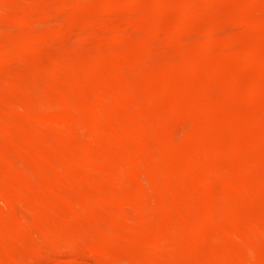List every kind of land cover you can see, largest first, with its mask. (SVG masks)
I'll return each instance as SVG.
<instances>
[{
	"label": "bare ground",
	"instance_id": "obj_1",
	"mask_svg": "<svg viewBox=\"0 0 264 264\" xmlns=\"http://www.w3.org/2000/svg\"><path fill=\"white\" fill-rule=\"evenodd\" d=\"M32 1L31 2L29 1L30 2L29 4H31L30 5L31 7L28 4L27 5L25 4L24 6L29 7L30 10L33 9V6H34L33 4L34 3L32 4ZM44 1H47V0H44ZM57 1L54 0L53 2H55V3L52 2L53 4H55V5L57 4V5H56V8H53V7H55V5H52V7H51L52 9L51 10L48 9L47 6H45L44 4H43V6H41L42 8L39 7V6H37V7L34 6L35 8L33 9V10H35V9H37L39 7V8L42 9V11H41V9L38 8L37 10H35V12L32 11V10H31L32 12L30 10H27L28 11V13H27V11L25 9H23V10H25V12L22 10L25 13V14H23V12L17 10L18 12H20L19 14H21V16L17 14L19 16V17L17 16L18 19L15 18V17L13 19H16L15 20V21H17L16 23H18V24L21 23L22 26H23V24L24 25L26 24V26H33V24L35 25V23H38V21H40V19H41L40 17H42L44 19L50 18V15H51V17H53V16L55 17V16H57V14L59 13L60 10H71V8H72V10L76 11L77 9L74 8L75 6L82 8L84 3L87 4L88 2H89L88 4L90 5V3H99V1H100V3H103V2L106 3V4H104V6L101 4L104 9H106L107 6H109L108 7L109 9L111 7H113L114 9L116 7H121L122 9H124V11H127V10L132 11V8H131V7H133L132 3L135 2L136 4L134 3L135 5L133 7V11H134V8L136 6H138V8L139 7L143 8L144 6L146 7V3L149 2L150 0L149 1L146 0V3L143 2L144 0L143 1L142 0H104V1L103 0H64V1L57 0ZM65 1H66L67 5L64 4ZM127 1H128V3H126ZM130 1H132V3ZM151 1H154V0H151ZM157 1L161 5H163V3H164L163 0H157ZM207 1H209V2L206 4ZM210 1H212V0H204V1L201 0V2H203V3L205 2L204 3L205 6H204V4L202 5V3H199V5L204 6V8L201 6L202 8L200 10V9L197 8V5H195V0H177L176 1V3L178 4L177 8L178 9L181 8L180 11L183 9V12L187 13V14H185V16L183 14L184 18H183V16H182V18L180 17V19H182V20H179L180 23L178 22L177 24H179V25L181 24V25L180 26H176V24H174L176 26L177 30L173 29L174 32H172V30H170L169 33L167 34V37H166V35H164L166 31L163 30V28L165 26L162 27V26H160L158 24L159 22H161L160 21L161 20V17H160L161 15L160 14L157 16V17H160V19L158 18L157 25L153 26V24H151V27L149 28L150 21L148 19L150 17H154L155 13H156V15L158 14L157 12H155V13L154 12L153 13L150 12V11H154L153 9L155 8L154 7L155 5L153 6V2H152L151 9L147 11V12L151 13V14H149L151 16L148 17L147 16L148 14L145 13L146 14V15H144L145 17L142 16V19H141L140 18L141 15L138 14L139 16H137V17H139L140 20L138 19V21H137L138 23H136L137 25H142V26H144L143 24L146 23L145 27H147V29H149V32L146 31V33L144 35L145 37L143 36L144 40H142L141 38L138 37L139 39H137V41L135 43H137L138 47L141 46L140 44H144V46L142 45L143 47L141 46V48H143V49H150V48L154 47V51H156L155 50L156 47L159 48L161 45L163 46L164 43L168 47H170V44H172L171 42L175 43L177 41L176 45L178 43H181L182 42V40H181L182 37H180V34L184 33L183 31L187 30L186 28H189V26L186 27L187 26L186 24L189 25V22H188L189 19L190 20L193 19L195 21L194 23L196 25V22H197L199 16L200 17L202 16L204 18L205 15H206L205 13L210 11L212 6H214L213 4H211ZM256 1H254V0H250V1L249 0H244L243 2H241V0H239L238 3L240 5V8L243 7L242 9H239V10H242V11L244 10L243 12H247V13L250 12L251 14L249 13L250 14V15H248L249 17L248 16L244 17V16H241V15L239 16L240 12H239L238 8L236 7V9L238 10V13H237L238 15L235 18L240 17L238 19H239V21H241V23L238 21V19H237V23L239 22L240 25L244 24L246 29H249V30L251 29L252 31L254 29L255 30L258 29L259 32L261 31V33L262 32L264 33V24H263L264 16H263V13H262L263 10H261V12L257 11L258 9H256V7L253 5ZM5 2H6V0L3 1V3H5ZM8 2L10 3V1H8ZM8 2H6V3H8ZM139 2H143V4H139ZM196 2H197V0H196ZM213 2L214 1H212V3ZM249 2H251V3L249 4ZM261 2L263 3L264 0L261 1ZM38 3H40V2H38ZM209 3L211 4V6L209 5ZM0 4H2V2ZM45 4H47V3H45ZM125 4H131L130 5L131 7L129 5H125ZM148 4H150V2ZM148 4H147V7L149 6ZM169 4H170V6H173V5L176 6L175 2H174V4H173V2H171ZM225 4H227V3H225ZM167 5H168V3H167ZM233 5H234V3H233ZM244 5L246 7H244ZM66 6H67V8L68 7L69 8L67 9ZM170 6H167L169 11H170V9H169ZM236 6H238V5H236ZM251 6H254L255 8L251 7ZM43 8H44V11H43ZM83 8L86 9L85 5H84ZM83 8L80 9V10L78 9V10L82 12ZM108 8L106 9L108 12L109 11L111 12L112 9H113L112 8V9L109 10ZM126 8H127V10H126ZM138 8H137V10H138ZM199 8H200V6H199ZM247 8L249 9L248 11H247ZM16 9H18V7ZM58 9H59V11H57ZM85 9H84L83 12H86ZM165 9H166V7H165ZM221 9H222V7H221ZM6 10H7V8L5 9V11ZM38 10H39V12H41L40 14H38L39 13ZM46 10H50V11H52V10L54 11L55 10L54 11L55 13L52 11L53 14H50L51 12L50 11H46ZM155 10L157 11L156 8H155ZM168 10L166 11V13L167 12L170 13ZM184 10H186L187 12L184 11ZM177 11L178 10H176V12ZM253 11L255 13H258L256 15L257 19L256 18L254 19L253 17H251L252 13L254 14ZM33 12L35 13L34 16H33V14H31ZM56 12H58V13H56ZM134 12H137V11H134ZM139 12H141V11H139ZM142 12L144 14L143 9H142ZM211 12H212V10L209 13H211ZM60 13H61V11H60ZM66 13H68V12H66ZM179 13L180 12H178V14ZM110 14L112 15V12ZM115 14H114V16H115ZM152 14H153V16H152ZM0 15L1 16L4 15L5 17H3V16L2 17L6 18V19H7V17H8V19L10 17V16H8L6 14V12H5V14H0ZM74 15L72 14V17H74ZM116 15H119V13L116 14ZM210 15H209V17H210ZM38 16H39V19L37 18ZM44 16H47V17H44ZM254 16H255V14H254ZM61 17L58 18L59 22H60V18ZM80 17H82V16H80ZM169 17H170V14H169ZM212 17H214V16H212ZM89 18H87L86 21H88ZM103 18H105V17H103ZM114 18H113V20H114ZM203 18H201L199 20L201 22H203L202 21ZM76 19H74V18L72 19L69 16L67 18V21L70 23V27H68L69 23L68 24L65 23L67 25V27H66L65 24H62L61 26L60 25L58 26V27H60V29H58V33H60V34H58L56 32L57 28H58L57 26H56L57 27L56 30H54V28H53L51 33L58 34L59 36L62 35L63 33H64L63 36L64 35H69L71 33V31H74L76 29V27L73 24L76 23V26H77V24L79 23L78 19L77 20ZM92 19H93V17L91 16L89 22L85 21V23H87V24H85L84 22L81 23V25L84 24V27L83 26H79V27L82 28L81 30H85V32H86V30H88L89 32L88 31H87L88 33L86 32L88 35L85 34V36H83V34H84L83 31L81 32V33H83L82 35H78L77 33H75V34H77L79 36V40H81L80 42L83 43L84 41H88V40H90L89 37H92V36H94V38L96 40V38L97 39L100 38L99 35L101 36L102 34L103 35L106 34V36L108 37V39L112 43V46H114V47L116 46V49L114 47H113V49H111L112 46L109 47V49H107V51H101L102 50L101 49V50H98L97 53L95 55H93V56H92V53H91L92 50H90L91 54L90 55L88 54V55L90 56L91 59L90 60L88 59L89 56H87L88 58H86L90 62L86 61V59H85L87 64H86V62L84 63V59L80 60V57H78L79 54L77 56L75 55L76 57L74 56L76 59L73 57L74 60H71V57L73 56L72 53H70L71 54L70 58L67 59L68 56H66L67 58L65 56L63 57L62 56L63 52H62V54H59L60 57L58 56V57L55 58L56 60L54 59L53 62H55V63L52 62L53 63L52 64L50 62L51 65L50 64L48 65L49 67L51 66V72L54 74L53 76L50 75L51 77L56 79L57 78L56 76H64L65 77L64 80H68V81L71 80L74 83L76 88L73 90V92H63L62 89H59V86H58V89H57V87L55 85L52 86L53 83L57 82L58 78L56 79V82H53V83H49L48 82V84H46V85H45V83L40 82L41 83L40 87H42V88L38 92H36L39 89L38 83H36L34 81L25 82V81H23V78H22V80L18 78V81H13V82L9 83L8 87H5L3 90L0 89V90H2L0 92H4V93L10 92L13 95L18 94V93L21 95V94H23L25 92L28 93V95H27V103L26 104L24 103L23 105H21V104L18 103L19 106H17V104L16 105H12L11 104L10 106L9 105L7 106L6 110L1 111L2 109H0V141H3V143L5 141L6 144H10L11 146L14 145V147L20 149V150H17V152L19 151V153L16 154V157H17V159L19 157V159L22 160L23 164H24V161L26 162V160L27 161L32 160L30 162L31 165L30 164L28 165V166H30V169H27L26 167L25 168L27 170H31L30 172H31V174L34 173L33 174L34 176L36 174V177H32V176H29V175H27L28 176L27 177L26 176V172L27 171L24 170V168H23V170L26 171L24 173V171L21 170L22 167H21L20 164L16 163L17 164L16 166L17 167L19 166V169H18V168L14 167V165H15V164H13L14 162H9L10 164L7 163L6 159L10 155L7 156L8 153L7 154H6V152L3 153V151L1 150V152H0V166H2L3 164H4L3 166H5L6 163H7V164L12 166L13 171H11L12 169L5 168L6 170L9 169L8 170L9 173H5L6 172V170H5V172H2L3 175L1 174L3 177H6L5 178L6 179V184L0 186V212H1V209H4V208L5 209L7 208L8 209L7 212H9V208L8 207H10V211H12L13 213H14V211L17 212L16 209L18 207L16 209H13L14 208L13 205L14 204L16 205L17 203H19V204H17V206H18L22 202H25V204L22 203L23 205L22 204L21 205L22 206L25 205L27 208H28V206L30 204H38L32 210L33 211L32 215L34 214V216H36V218H35L36 219V224H35V221H34V224L28 222V220H30L31 218H32V220H35L33 217H29L28 219H24V216L22 215L23 218L18 219L19 218L18 216H20V215H16V214L22 212L21 210H20V212L15 213V216H13L14 218L11 216V215H13L12 212H11V215H9L12 218L4 216L3 212H4L5 209L1 212L2 214L0 213V217H1L0 218V247L8 246V243L10 241H11L10 243H12L14 238L18 235V234H15L13 229L9 230V231L12 232V234H10L11 232L6 230L11 225L10 222L12 224H14L12 219H16L15 220L16 227L14 228V230H16V228L19 227V231H17V233L19 232V233H21V235L24 234V235H28V236L32 237L34 239V242L36 243L35 245L38 246L39 248L41 246L50 244L52 247H54V248H52V250L55 249V250H53L54 253H52V254H56L55 251H57V252H59V250L60 251L61 250L64 251V249L66 247H68V249H70L71 251L75 247H78V250L80 251V249H81V252L84 253L83 252V251H85L84 248H86V252H88V253H93L94 252V254L97 255L98 258L100 257L99 259L100 260L102 259V263L103 264L108 263L109 260H111V262H113V259H114L112 257L113 255H109V256L103 255L104 254V250L106 249L105 251L107 252L108 249L110 248L109 251H111V253H112V249L115 248V250H113V253L115 254L116 248H118V247H120L121 249L129 252V254L124 258V261L118 262V263H121V264H124V263H126V264H264V249H262V248L260 249L261 245L264 246V210H263L264 207L261 206L263 209H260L261 211H259L258 208L257 209L255 208L256 206L254 207L255 208L254 209L252 207V205H250V204L254 203L255 201H257L259 199L258 195H257L258 194V192H257L258 188H260V187L264 188V133H263L264 131H262V130H264V128L262 127L263 128L262 129V128L259 127L260 123H262V125L264 126V123H263L264 120H261L260 117H261L262 114L260 115V113H258L259 111L256 110L254 105L252 104V101L254 100L253 103H255L257 105V107H258V104H259V106L262 105L261 106V110L263 109L262 112L264 113V89H263L264 85H262V84H264V82L261 83V84L260 83L258 84V82L254 80L255 78L253 79V77H252V79H250V81H249V82H251V85L247 84L248 87H245L246 89L241 91V92L245 93L244 95L242 94L243 97L245 96L246 99H248V101L249 100L251 101V102L249 101L251 103V105H249V106L253 105L254 109L256 111H258L257 114H256L255 113L256 111H252L251 110L254 113L253 114L254 118L252 117V115L248 114L249 113L248 111L250 109L249 108L246 111L248 112L247 113L248 116L250 115L251 118L249 116V118L247 117L248 119H245L246 118V116H245L242 119L241 114H243L245 111L243 112L241 109H245V108L242 107V105L243 104L245 105V103L240 105L241 107L237 104L238 107H240V109L236 107L237 105L234 106L236 103H238L237 100H236L238 98H235L236 101H234L233 103H232V101H230V103H228L229 101H227V100H232L230 98V97H232V95H234L232 93L235 92V95L232 98L237 97L238 94H241L240 90H241V87H243V84H242L241 81L243 80L244 77H246V75L241 74L243 69H241L242 67H239L238 64L240 65V64L244 63V64L250 66L249 67L250 69L252 67L256 66V65L258 66V68L259 67L262 68L261 66L264 63L263 62L264 60L260 61V59H264V58L263 57L261 58L262 55H260L261 48L258 50L259 51V55H258V53L255 51V49H257V47L253 46L255 44V42L252 45L253 48H251L252 46L251 47L249 46L251 49L249 47L248 48H244L246 46V44L244 45L242 43V45H244L242 47L243 48V50H242V48H240L241 46L239 48L235 49L236 46H234L233 43L231 44L233 46H231L230 44H229L230 46L229 45L224 46L223 41H222V44H221L222 48L219 47L221 49H218L217 52H216L217 49L214 50L215 52H213V51L211 52V48L208 47V46H212V47L216 46V47H218L219 45H217L218 43H216V41L219 38H217L218 36L215 37V35H216L215 33L216 32L213 31L215 29V27L212 30V27L210 25L211 28L210 27L209 28L211 30L209 29V31L205 35L203 34L204 36L202 35L203 39H201L202 37H200V40H202L201 42L202 43L204 42L203 44H205V51L208 48H210L209 49L210 50L209 53L205 52V51H203V52L201 51V55H203V56H201L199 53H200V50H201L202 46L200 47V49L198 48L199 45L194 47L192 45V43L189 46L191 50H193V47L195 49L197 47L198 48V49H196L197 53L199 51L198 55H200L199 57H201L202 59L199 58V57H198L199 58L198 59L197 56H194L193 52L191 51L193 57H191L190 59H187L186 57L185 58H180V60H182V62L180 60H175L176 63L178 61H179V63H178L177 68L174 69L175 70L174 72L173 71L169 72L166 69H165V71H163L164 69L162 70V68L160 69V67L158 68V66L155 67V69L156 68L160 69L159 70L160 74L159 73H151L150 71H147V72H150V73H147L145 71V70H148V69H146V67L144 68L145 70H143L141 72L139 70V72H140L139 76H141V81H142L143 84L145 82V85H149V86L153 87V86L157 85L156 83L158 82V83H160V87L158 86L159 89L156 92H151L149 90H148L149 92H145V93L141 92L142 93L141 96L137 97L139 99L136 98L138 101L135 102V100L133 98V95H134L135 91L139 88L138 86H140L141 82H140V84H138L139 82L137 83V82L132 81V80L130 81V77L127 78L129 80H125L123 82V84H122L123 87L121 85V88H119V89H116L118 87L110 88V89H100V88H98L97 90L93 91L94 92V94H93L90 82H91V80L99 79L98 78L99 72H100V74H102L101 71L103 72L104 67L106 66V56H111V57L120 56L122 59L120 57L118 59H121L123 61L125 58H128V57H133V58L135 57L136 58L139 55L140 52L138 53L136 50L131 51L130 48H128V47L131 46V44L128 45L126 43L127 39H125V41H124L123 37H125L127 35V33H126V31L124 29H121V28L118 29L117 28V29L114 30L113 29L114 26H113L112 31L110 32V36H112V37H110L109 33H108L109 32L108 29L110 30L112 26L110 27V25L108 23H111V22H109L108 20H107L108 21L107 22V21L103 20L102 18H101L102 21H101V19H100V21H98L99 17L97 18V20L95 18L96 21H94V19L93 20ZM215 19H217V18H213L212 22ZM174 20H176V18ZM193 20H191L190 22L192 23ZM224 20L226 21V18ZM55 21H57V20H55ZM67 21H66V19L64 20V22H67ZM93 21L95 23L97 22L96 23L97 25ZM127 21H130V20H127ZM156 21H157V19H156ZM124 22H125L124 24L127 25L126 20ZM154 22H155V20H154ZM206 22H208V21H206ZM30 23H32V24L30 25ZM42 23L43 22H41V24ZM104 23H106V25H104ZM141 23H143V24H141ZM172 23H174V22H171V24ZM214 23H216V22H214ZM94 24H95V26H97L95 29H93L95 27ZM154 24H156V23H154ZM171 24H169V25H171ZM78 25H80V24H78ZM98 25H99V28H98ZM216 25H217V23H216ZM231 25H230V27H231ZM103 26H105L104 27L105 29L103 28ZM106 26H107V28H106ZM182 26H185V29L183 28L184 30H182ZM39 27L41 28V25ZM136 27H138V26H136ZM230 27H227V28H230ZM251 27H253V28H251ZM0 28H2V27H0ZM35 28H36V26H35ZM142 28L144 29V27H142ZM96 29L97 30L100 29V32L103 29L104 30L101 32L102 34L97 35L98 32H97ZM139 29H138V31H139ZM147 29H145V30H147ZM1 30H3V29H1ZM16 30H18V29H16ZM68 31L70 32L69 34H67ZM136 31H137V29H136ZM141 31H143V30H141ZM162 31H163V35H164L163 36L164 37L163 40H161L160 36H159V34L162 33ZM177 31H179L178 32L179 35L177 34L178 37L176 36V32ZM36 33H38V32H36ZM51 33H49V34H51ZM73 33L71 35L72 37H74ZM107 33H108V35H107ZM152 33H154V34H152ZM250 33H252V32H250ZM79 34H80V32H79ZM143 34L144 33H142V35ZM226 34H227V32H226ZM231 34H233V33H231ZM45 35L42 34L40 36H37V34L36 35L34 34L35 37H32V36L31 37H29V36L26 37L25 36V38L22 41V44H26L27 45L26 49L21 48L22 46L19 45L20 41H18L15 37H10V36H9L10 38L9 37L2 38L3 36L0 37V39H1L0 40V59H1L0 62H3L5 59H8V60H5L6 62L10 61L9 59H11V61L13 59V62H14V60H17V61L21 62V59H25L22 64L24 65V64L28 63L27 65L29 66V60L27 58L28 57L27 55L33 53L34 57L36 56V54H37V56L39 55L40 57H44L43 55H44V52L46 51L45 50L46 48H44V45L45 44L47 46L52 45L51 44L52 40H49L50 35H48L46 33H45ZM150 35H151V37H150ZM157 35L159 36V39L161 40L162 43L159 42V40L157 42L155 41L159 46L156 43H154V44H156V46H154L153 42L150 43V41H152L154 38H155V40L158 39ZM262 35H264V34H262ZM47 36H48V38H45ZM161 36H162V34H161ZM152 37H153V39H151ZM234 37H235V35H234ZM8 38L11 39V43L13 44L12 45L13 48L11 47V49H6V48L2 47V42L3 41L5 42V40H8ZM51 38H53V37L51 36ZM165 38H166V41L163 42ZM238 38H236V39H238ZM147 39H150V40L148 41ZM175 39H177V40H175ZM47 40H48V43H49V41H51L50 44H47ZM70 40H72V39H70ZM253 40H255V39H253ZM99 41H100V39H99ZM112 41L115 42L116 45ZM117 41H119V42H117ZM140 41H141V43H140ZM142 41L143 42L145 41V42L143 43ZM239 41H240V38H239ZM77 42L78 41H76L75 45L77 44ZM121 42H125V45H124V48L121 46L122 48L120 49V46H118L117 44H119ZM217 42H221V41L218 40ZM228 42H230V41H228ZM242 42H244V41H242ZM159 43H161V44H159ZM182 43H184V42H182ZM227 43L225 42V44H227ZM81 44H80V46H81ZM126 44L128 45V47H126L127 46ZM147 44H149V45L152 44L153 46L152 45L149 46ZM71 45H72V43H71ZM73 45H74V43H73ZM181 46H183V44ZM117 47H118V49H117ZM125 47H126V49H125ZM165 47H163V49ZM174 47H175V45H174ZM88 48H91V47H88ZM175 48H174V50H175ZM181 48L184 49L182 51V52H184L185 51V47L183 46ZM67 49H68V47H67ZM98 49H100V48H98ZM172 49H173V46H172ZM262 49H263V47H262ZM42 50H43V53L41 52L42 53L41 54L42 56H41L40 55V51H42ZM50 50H52V49H50ZM62 50H63V48H62ZM70 50H73V47L70 48ZM180 50H179V52H180V55H181L182 53H181ZM73 51H75V49ZM157 51L155 53H157ZM186 51H188V50H186ZM167 52L170 53V50H168ZM263 52H264V50H263ZM77 53H82V52L78 51ZM172 53H173V51H172ZM174 53H176V52H174ZM184 53H183V55H184ZM214 53L218 57L214 56L215 55ZM54 54H55V52H54ZM68 54H69V52H68ZM152 54H154V52ZM185 54H188V53H185ZM261 54H262V52H261ZM46 55H48V54H46ZM83 56H84V58L86 57L85 55H83ZM149 56H150V54H149ZM168 56L165 55L164 57H168ZM214 57H215V59L220 58L219 59L220 60V64L224 63V61H227V59H228V61L230 59L229 62H231L232 60L233 61L235 60L237 64H234L233 61H232V63H233L232 65L233 66L236 65L238 67L235 70L233 66L229 67L230 65L227 62L226 63L228 64V66H227L226 63H224L226 66H220V64L218 66L217 63L215 65H212L210 63L214 62V61H212L214 59ZM65 58L67 59V61H65L66 60ZM221 58H223V60H221ZM40 59H43V58H40ZM44 59H45V57H44ZM47 59H48V57H47ZM155 59L157 60V58H155ZM165 59L166 58L163 59L164 62L166 61ZM237 59L242 60L241 61L242 63L241 62L239 63ZM26 60H28V61H26ZM68 60H70V61L68 62ZM127 60H129V59H127ZM189 60H191V61H189ZM199 60H201V61H199ZM42 61H44V60H42ZM116 61H117V59H116ZM122 61H121V64H122ZM123 62H125V61H123ZM260 62H262V64ZM125 63H123V66L125 65ZM129 63L130 62H127L126 65H128ZM258 63L261 66H259ZM117 64H118V62H117ZM160 64L162 65V63H160V61H159L158 65H160ZM183 65H185V66H183ZM166 66H167V64H166ZM202 66L204 68V73L201 71V69L199 71H201L202 74L206 75L205 76L206 78H207L208 75L210 77H213V75H214L215 78L218 77V79H219V75L220 74H218V73L220 71H223V68L226 69V71L227 70H229L230 72L233 71V73L235 71H238V72L240 71L239 73L238 72L234 73L235 76L237 77V79L235 77H234L235 79L232 78L234 80H232L230 83L227 84V85H229L228 86L229 88L225 87L226 89L227 88L229 89V92H230V89H232V91H233L232 93L230 92L231 96L229 95L228 96L229 99H225V102H227L229 105L233 104V106L231 105L230 108L232 110V108L234 107V109L232 111L230 110V113H229V114H231L233 116H231V115H229V116H231V119L233 118L234 121L237 122L238 125L235 124V122L232 120L233 123L232 122L231 123L227 122L226 123L227 125H225V128L223 130V128L222 129L220 128L221 127L220 124H215L217 122L215 120L219 119L220 116H221L219 107H221L220 105L224 104V103L220 104V102L223 99H221V100H219V99L220 98H224L225 95H224V97H219L218 94H215V95H218L217 98L219 100L218 104L215 105V103L214 104H210L209 100L211 99V96L207 93L205 88H204V90H201L200 88L199 89L193 88L191 86L193 84V82L190 83V84H188L189 82L187 83L188 86L189 85L191 86L189 88H188L187 84L184 85L186 82L183 85L181 84L182 87L178 86V85H180V82L178 83L177 77L180 76V75H175L176 74L175 72L179 73L180 69L183 71V70H185V68H187L189 71H197L196 68L199 69ZM30 67H31V65H30ZM30 67H27V68L30 69ZM132 67H133V65H132ZM178 67H180V68H178ZM39 68L40 69H38V67H37L35 70L36 71L40 70L39 71L40 73L51 74V73H48V71L45 72L46 66H39ZM123 68H125V67H123ZM249 68H247L248 69L247 71H249ZM29 69H27V70H29ZM230 69H232V70H230ZM253 69L256 70L255 68H253ZM11 70L12 69H9V71H11ZM41 70H43V71L41 72ZM47 70H49V69L47 68ZM226 71H224L225 75H226ZM244 71L246 72V70H244ZM6 72L7 71L5 70V73ZM154 72H157V71L154 70ZM250 73H251V71H250ZM255 73L256 72H254V74ZM22 74H23V72H22ZM148 74H150V75H148ZM187 74H189V73H187ZM245 74H247V73H245ZM252 74H253V71H252ZM18 75L19 74H17V76ZM121 75H122V70H121L120 65L119 66L115 65L114 68H113L112 76L113 77H117V76L121 77ZM174 75H175V78L177 80L176 83H178V85L175 84V83H174L173 86L172 85L171 86L167 85L169 83L168 81L170 80V78H169V80L167 81L166 80V79H168L167 77L174 76ZM183 75H185V74H183ZM193 75H194V73H193ZM2 76L4 77V75H2ZM13 76H14V74H13ZM42 76H44V75H42ZM186 76L187 75H185V77ZM200 76H202V75L200 74ZM18 77H20V76H18ZM46 77H44V78L46 79ZM51 77H50V79H51ZM185 77H183V80H184ZM191 77H189V79ZM24 78H25V76H24ZM89 78H91V80H89ZM122 78H123V76H122ZM132 78H134V77H132ZM172 78H174V77H172ZM179 78H182V77L180 76ZM198 78H199V76H198ZM247 78L249 80L250 76L247 75ZM34 79L36 81V78H34ZM55 79L53 81H55ZM82 79L85 80V82L88 85L86 83L85 84L83 83L84 84L83 87L84 88L86 86L87 87L85 88V90L80 91L82 89V85H81ZM125 79H126V77H125ZM162 79L165 80V81H163V84H161ZM193 79H192V81H193ZM199 79H201V78H199ZM199 79H198V81H199ZM203 79H201V80H203ZM229 79H231V78L228 77V79H226V80H229ZM240 79H241V81L239 82ZM257 79H259V77ZM60 80H62V79H59V81ZM244 80H243V82H244ZM71 81H69V82H71ZM120 81H122V80L120 79ZM136 81H138V80L136 79ZM198 81H196V82L200 83ZM214 81H215V79H213V82ZM252 81L254 82V84H253ZM117 82H119V80H116L115 83H117ZM134 82L137 83L138 85H135ZM165 82H168V83H165ZM170 82H171V80H170ZM232 82H233V84L231 85ZM259 82H261V79H260ZM59 83H61V82H58V84L57 83L56 84L59 85ZM62 83L64 84V82H62ZM62 83H61V85H62L61 87L63 88V84ZM65 83H67V82H65ZM105 83H107V82H105ZM119 83H121V82H119ZM197 83H195V84H197ZM201 83H202V81H201ZM195 84H194V87H195ZM240 84H242V86H240ZM118 85H120V84H118ZM200 85H199V87H200ZM217 85H221V84L219 83ZM49 86H50L51 89L48 88ZM89 86H90V88H88ZM202 86H204L203 83H202ZM54 87H55V89H54ZM65 87H67V86H65ZM196 87H198V86L196 85ZM43 88H44V90H43ZM201 88L203 89V87H201ZM223 88L224 87H223V84H222V89ZM86 90L87 91L90 90L87 93V95H90V97H92L91 99H92L93 102L92 101L91 102L92 103L95 102L96 105H92L91 102H88L89 101L88 97H87V99H85V98L82 99L83 95L81 94V92L84 93ZM193 90H197V91L196 92H192ZM245 90H247V91H245ZM40 91L42 92V94H43L42 96L44 98V99L43 98L41 99V101H44V104L41 102V104H43V106H41V104H39V102L37 101L39 98H35L37 94H41ZM221 92H225V91H221ZM10 93H8V94L12 95ZM32 93L35 96H33ZM79 93L81 94V96H80ZM137 93L138 92L136 91V96H139L140 94L138 95ZM107 94L111 95V98H110L111 101L110 102H112L113 104L117 103L118 107H120L123 104L124 105L126 104V106H129L127 104H132L133 105V103H134V105H135V103H137V102L141 104L142 102H140V100L141 101H148V100L149 101H154V103L157 102V103H155L157 105L158 103H163V100H165V98H167V97L168 98L170 97L173 100H175L174 101L175 103L177 101V104L179 103L178 100L181 101L183 99L186 100V99L192 98L193 101H191L192 103L189 102L190 104H188V103L185 104V105L179 104L181 106H178L177 104H174V102L172 101L173 104L170 103L172 105H170V107H168L169 111H167L169 114L165 113L166 115L165 114L164 115L161 114L159 111L158 112L157 111H152L151 112V111H148V110L147 111L143 110L142 117H138V115L137 116L136 115L132 116V114H130L131 116L127 115L128 117L122 118V117H119L118 114H116V113H118L117 109H116L117 108L116 105H115L116 106V108H115L114 105L110 106L109 103H101L100 101H98V100L102 99L104 96H105V99H107L106 98L108 96ZM0 95H2V94H0ZM84 95L86 96V94H84ZM94 97L96 99H94ZM16 98H19V96L16 97ZM59 98H60V100H59ZM246 99H242L243 102H248ZM19 100H22V99H19ZM84 100H85L86 103L83 102ZM242 100L238 99V101H240V102H242ZM56 101H58V102H56ZM68 101H69V103H67ZM107 101H108V99H107ZM14 102L15 101H13V103ZM166 102H168V101H166ZM249 102H248V104H249ZM3 103H4V101H3ZM58 103H59V105H57ZM64 103H67V104L65 106H63ZM227 103L225 105H223V106L225 107L227 105ZM140 104H139V107L141 106ZM60 105H61V107H60ZM136 105H138V104H136ZM158 105L160 106L161 104H158ZM166 105H167V103H166ZM39 107H41L40 108L41 109L40 112L39 113L37 112V114H39V116L33 115L37 111V108L39 109ZM121 107L118 108V109H123L124 110V108L123 107L121 108ZM160 107H162V106H160ZM140 108H142V106ZM114 109H115V111H113ZM125 109H128V108H125ZM139 110L140 109L137 110V108H136V112H138ZM129 111L130 110L128 109V112ZM84 112H86V113H84ZM18 114L19 115L22 114L24 116H27V117H25L26 119L22 116L25 119V122L27 124L28 123L30 124V122L31 123L34 122V120H38L39 123H40L39 126L40 127L42 126V128L39 127L38 128L39 131L37 130L36 125H35V129L32 128L33 130L30 129L31 128L30 125H27L29 128H27V127L25 128V125L23 126L22 122H20V123H22V125H20L19 123H17V121L14 120L15 116L18 115ZM83 114H89L91 116V118L86 119V118L83 117ZM124 114H126V113H124ZM186 114L190 115L191 117H197V116L199 117L200 116V117L204 118L206 122H209L208 125H204L203 124L204 127H205V128H203V130L204 129L205 130L204 131L201 130L202 132H198L197 130L200 129V126H199V128L196 126L197 130H191V132L186 133L187 134L186 140L187 139H189V140L192 139V141H193L197 137L199 140H201L200 141L201 145L199 144L200 142L198 140L199 143L198 142L196 143L197 144L196 147L195 146H194V148L192 147L193 149L192 148H188L187 144H188V146L191 145L189 143L192 142V141L190 140L189 143L186 141L187 144L185 142V148H184L183 152H181L179 154L171 155V154L168 153V149L170 147H173L172 145L176 146L177 145L176 143L178 141V140L172 138L171 140H168V142H166V144H164L162 147L161 146L158 147L159 149H157L156 157L151 155V154H153V151H154L153 147H151L153 144L151 146H147V147L143 145V142H144L145 139H148L147 141H149V138H147V136H149V134H152L153 136L164 135L165 138L168 135L170 136V134H168L170 131H169V129H167L165 127V125L168 126V124H170L172 121L175 123V121H174L175 119L178 120V121L180 119V121H181V119H182V117H184V115L187 116ZM245 114H246V112H245ZM258 114L260 115V117L258 116ZM236 116L241 117L242 120L240 119L241 121L240 120L236 121V118H235ZM62 117H64L65 119L62 118ZM226 117H228V116H226ZM187 118H189V117H187ZM228 118H230V117H228ZM27 119H28V122H27ZM66 119H68V122H67L68 124L67 123L63 124V122H65L64 120H66ZM70 119H71V121H70ZM249 119H251V120H249ZM29 120H33V121H29ZM187 120H189V119H187ZM190 120H189V122H190ZM227 121H228V119H227ZM243 121L244 122L246 121L245 122L246 124ZM86 122H87V125L92 124V125H90V127L89 126L88 127L89 128H93L96 131V133H94V131H93V134L91 135V138H93V140H90L89 142L85 141L84 144H80V145L76 144V142H75V143H72V146H71V144L68 143L69 142L68 140L70 138L77 137L80 134V132H82L81 130H83L82 129L83 125H84V128L86 129V126H87V125H85ZM193 122H194V120H193ZM241 122H243L244 125ZM103 123H104L105 126L103 125ZM113 123H115L117 127L115 126V128H112V130L109 131V134H108L107 131H105L107 128L106 129H104V128L107 127L106 124L107 125L110 124L109 126L112 127L111 124H113ZM197 123H199V122H197ZM197 123H195V124H197ZM32 124H34V123H32ZM69 124H72V125H70L68 127L67 125H69ZM101 125L103 126V128H102ZM53 126H58V129L61 128V129L65 130V131L60 129L61 132H60V130L58 132L57 127H56V130H54L55 127H53ZM190 126H191V124H190ZM238 126H239V128H238ZM187 127H189V125ZM19 128L21 130L22 129L24 130V128H25V130L29 129V131H27V133H26L27 136L29 135L27 137V139H24V136H22V134H20L21 136L19 135V133L17 134V130H20ZM50 128H52V130H54V132L55 131L58 132L59 133L58 134L59 137H53L52 135L51 136L48 135V133H46V131L49 130V132H53L52 130H50ZM89 128H87V129H89ZM207 128H208V130L206 131ZM100 130L105 131V132L102 133ZM259 131H261V132H259ZM197 132H198V134H197ZM226 132L231 136L232 143L228 144V142H230V141H228L229 135ZM199 133H201V135ZM16 134H17V137H16ZM18 135L21 138L18 139V137H19ZM49 137H51V138L49 139ZM226 137H227V139H226ZM260 137H262V139H260ZM84 138H82V139H84ZM242 139H244V140H242ZM77 140H78V138H77ZM60 141H62V142L60 143ZM93 141H96L98 143L94 142L92 144ZM127 142H130V144L132 142L135 143V146H134V148H132V150H130L128 147H126ZM150 142H151V139H150ZM37 143L41 144V145H39V147H41V149L39 148V150H41V151H39V150L37 151L35 149L34 151L37 152V153L34 152V154H33L34 157L32 156V158H31V156H30V158H29V154L32 155V153H27V152L30 151L32 149V147H31V145H30L31 148L28 147L27 144H37ZM44 143H45V145H47L46 147H44ZM99 143L100 144L103 143V145H100ZM104 143L106 144V148H105V144ZM193 143H192V145H193ZM144 144L146 145V143H144ZM99 145H100V147H99ZM228 145H231V147H229ZM0 147H4V146H0ZM43 147H44V149H43ZM111 148H113V149H111ZM101 149L104 150V151H102ZM171 149L173 150V148H171ZM42 150H43V152H42ZM109 150H111V151L113 150V155L111 154V152ZM39 152H41V153H39ZM256 153H258L257 155H259L260 157L258 156V158H257ZM202 154H204L203 155L204 158L203 157L201 158ZM196 155H197V158L194 157ZM205 155H206L207 158L205 157ZM252 155H254V157ZM252 157L253 158L256 157L254 159L255 161H253L251 159ZM10 158L13 159L14 157L13 158L10 157ZM198 158H200V159H198ZM214 159L219 160V161L223 160L225 162V164L228 162V161H226L227 159L236 162V163H232V164L228 163V164H231L230 166H232V165L234 166V164H236L235 165L236 167L234 166V168H236V173L238 175L244 176L243 178L246 181L245 182H243L241 180L232 181L231 178H230V176H231V171L230 170H226V171H224L223 169H222L223 171L209 170V166L212 163L218 164V163L223 162V161H221V162L217 161L218 163H216V161ZM235 159L236 160L238 159V161H236ZM247 159H249V161ZM179 160H183L182 162H184V160H185L184 163L187 162L189 164V165L187 163L185 164L186 167H184L185 169L183 168L184 170L182 172H180V170H177V168L175 166L176 162L179 161ZM213 160L215 162H211ZM5 161H6V163H3ZM1 162L3 164H1ZM239 162H240V164H239ZM237 163H238V166H237ZM99 164L102 167L103 166H106V167L108 166L109 171L107 170L108 172H106L105 174L103 173V175H100L98 177L95 176L96 174L95 175H93L92 173L90 174L91 170L97 169ZM79 167L80 168L83 167V169L86 170L85 172H87V173L84 175V177H80V179L79 178H77V179L69 178V176H71V174L67 172L68 169H69V171H72V173H73ZM211 167H213V166H211ZM216 167H217V165H216ZM73 168H76V169H73ZM108 168H106V169H108ZM213 168L216 169L215 167H213ZM65 171L67 172V174H66ZM257 171H258V175L255 174V173H257ZM30 172H28V174ZM88 172H89V175H87ZM250 172L251 173L253 172L252 173L253 176H252V174H249ZM260 172H261V174H260ZM63 173H65V174H63ZM246 173H248V174H246ZM20 174L22 175V177H21ZM37 175H38L39 178H37ZM46 175H47L48 178H45ZM250 175L252 176L251 178H250ZM25 176L27 177L26 179H25ZM42 176H44L43 179H42ZM86 176H88V177H86ZM90 176H92V178ZM135 176H137L138 179L139 178L140 179L139 180L137 179V182L132 185V184H130L129 180L131 178H135ZM245 176L247 178H245ZM19 177H21V178L24 177V178L23 179L20 178L21 181H17L16 182L15 180L18 179ZM71 177H75V176H71ZM24 179H25V181H24ZM45 179H47V180H45ZM42 180H45L46 182L42 181ZM39 181L41 182V184L40 185L38 184L39 185L38 186L37 183ZM134 181H136V180H134ZM14 183H16V184H14ZM217 184L218 185L221 184L220 187H225V189H224L225 192L223 194H221V195L218 193V191L216 189L217 186H218ZM223 184H225V185H223ZM16 185H18V186H16ZM34 185H37V188ZM85 185L86 186L89 185L87 187L88 189L92 188L93 187L92 185H94L95 189L97 188V186L101 187L102 185L103 186L105 185V186H107L109 188H108V190H106L104 192H101L99 194L95 193V195H92L90 193L91 195H89L87 193V191L84 190V187H86ZM14 187H16V188H14ZM67 187H69V188H67ZM34 188H35V190H34ZM60 188L63 189V190H61ZM218 188H219V186H218ZM12 189L15 190V191H12ZM32 189H33V191H32ZM38 189H39V191H38ZM16 190H18V191H16ZM25 190H27L28 193L27 192L24 193ZM65 190H66V192H64ZM37 191H38V193L40 191L44 192V193H39L40 196H38L39 194L37 193ZM57 191H58V193H62V194H60L61 196L57 193ZM97 191H99V190H97ZM46 192H49V193H46ZM29 193H31V194L34 193L32 195V197L35 198L36 200L33 199V198L30 199L31 202H29L28 203L29 205L27 206L26 204H27V200L28 199L27 200H25V199H26V194L30 195ZM53 193H56V195L54 194L55 195L54 198L52 197ZM46 194H48V196H46ZM36 195H37V197H36ZM42 195H43V197H42ZM49 195H50L51 199H48ZM37 198H38V200H42L43 202L39 201V203H38ZM46 198L48 200H46ZM61 203H62V205H61ZM63 203L65 205L64 207H63ZM58 205L62 206L63 208H61L60 206L58 208ZM249 205L251 206L252 210H251V208H249L250 207ZM79 207H80V209H78ZM245 207L247 209L249 208V210H247ZM65 208H67V210ZM42 209H43V211L45 213L47 212V214H48L47 217H44L46 214H43V212H41ZM63 209H65V210H63ZM68 209H70L69 212H68ZM76 209H78V210L76 211ZM81 209H83V210H81ZM129 209H131L130 213H128ZM29 210L30 209H26V212L29 213ZM62 210L66 211V214ZM79 210L82 211V212L83 211L86 212V216H88L87 213H90L89 215H91V216H89L88 219H87L86 216L83 217L82 214L80 215V213L78 212ZM132 210L135 212V214L133 213L135 216H133V214L131 212ZM168 210H170V211L171 210L178 211L179 212L178 217L171 218L170 220H166L165 222L162 221V223L159 222L160 221V219H159L160 214H162L163 212L168 211ZM32 211L30 210V212H32ZM41 214H43L44 216H41ZM68 214H70V216H68ZM130 214H132V216L135 217V218H132V216H130ZM2 215H3V217H2ZM63 215L64 216L66 215V216L64 217ZM28 216H31L30 213L28 214ZM4 217H6V218H4ZM41 217L45 218V219H43V220H45L44 223L41 220L42 219ZM8 218L10 220H12V221L8 220ZM25 218H27V217H25ZM85 219H87V220H85ZM37 220L41 221V223L44 224V226H39L38 225L39 221L37 222ZM69 222L71 224L75 223V224H79L81 226L82 225H84V226L88 225L92 229L100 230V233L97 234V235L93 234L94 236L91 233L88 234L87 236L85 234L83 235L82 233L84 231H82V230H81L82 233L80 232L81 234H76V233L73 234L72 232L71 233H67L66 231H67L68 228H67L66 225L70 224ZM41 223H40V225H42ZM8 224H10V225L8 226ZM52 224L53 225L54 224L59 225L60 228H59L58 233H57V231L54 232L55 231L53 229L54 227L53 228L51 227V226H53ZM106 224H107L109 233L107 231H106L107 233H103V231H102V230H104L103 227H105ZM6 225L8 227H6ZM17 225H18V227H17ZM35 225H37V227ZM2 227H5L6 229H4ZM42 227H43V230H40V228L42 229ZM35 228H36V230L42 231V232H35L36 231ZM72 228H74V227L72 226ZM82 228H84V227H82ZM77 231H79V230H77ZM14 234H15V236H14ZM127 237H129V238H127ZM140 238L143 239V240L146 239L145 240L146 245L144 247L140 245V244H142V242L140 243ZM130 239H132V241H134V240L135 241L132 242ZM128 240H130L131 242H129ZM242 240L244 241V243H243L244 244V248L240 252L239 251L233 252L235 250H233V251L229 250V247H228V250L220 249V248H222V246L220 248L217 247L218 245H220V243H224V242L226 244L228 243V244H231V245L232 244L233 245H235V244L241 245L242 244L241 243ZM23 241H24V239H23ZM16 242H18V241H16ZM16 242L13 241L12 244H14ZM64 242H65V244H63ZM23 244H24V242H23ZM61 244H62V246L65 245L64 249H61V247H62ZM82 244L85 247L84 246L82 247ZM29 246L31 247L32 245H29ZM102 246L103 247L104 246H106V247L109 246V247L108 248H104L102 250V248H101ZM207 247H209L210 249H207ZM242 247H240V248H242ZM4 248H6V247H4ZM26 248L29 249V247H26ZM56 248H58V249H56ZM9 249L10 248L8 247V251H9V253L11 251V253L10 254L8 252L7 253H8V256L10 257V255L13 253V251L16 248L13 251H12V249L11 250H9ZM96 249H98V250H96ZM206 249H207V253L205 254V256H203V254H201V255L197 254V252H196L198 250H206ZM74 250L78 251L77 248H75ZM23 251H27V249L26 250L23 249ZM73 252H75V251H73ZM97 252H98V254L100 256L97 254ZM16 253H17V251L14 253V256H12L13 254L11 255L12 256L11 260H5L4 257L0 255V264H36L38 262H41L42 261L41 258H43V257L38 258L39 256H37V258L23 256L22 258L25 257V259H21L20 256L22 254H20V253H22V252H19L18 255ZM82 253L79 252L80 256L82 255ZM242 253H245V255L242 256ZM15 254L18 257H20V258L17 259ZM23 254H24V252H23ZM246 254H248L249 256L246 255ZM31 256H32V254H31ZM1 257H3V258H1ZM98 258H96V259H98ZM93 259L95 260V258H93ZM99 259H98V261H100ZM87 260H89V259H87ZM91 261H93V260H91ZM98 261L95 260L94 261L95 264ZM58 263H60V262H58ZM83 263H85V261H83Z\"/></svg>",
	"mask_w": 264,
	"mask_h": 264
},
{
	"label": "rangeland",
	"instance_id": "obj_2",
	"mask_svg": "<svg viewBox=\"0 0 264 264\" xmlns=\"http://www.w3.org/2000/svg\"><path fill=\"white\" fill-rule=\"evenodd\" d=\"M3 1H5V0H0V3L2 2V4H0L1 6H0V14H5V12H6V14L8 15V16H10L9 17V19H8V17H7V19L6 18H3V17H5L4 15H0V27H2V28H0V30L1 29H3V30H1L0 31V37H2V38H5V37H15L18 41H20L19 42V45L20 46H22L21 48H23V49H26L27 48V45L26 44H22V41H23V39L25 38V36L27 37V36H29V37H35L34 36V34L36 35L37 34V36H40V35H45V33L46 34H48V35H50V38H49V40H52V42L51 41H49V43H48V40H47V44H50V42H51V44L52 45H49V46H47L46 44V46L44 45V48H46L45 50V52H44V57H45V59H44V57H40L39 55L37 56V54H36V56L34 57V54L33 53H31V54H29V55H27L28 57V60H29V66L27 65V64H22L23 63V61L25 60V59H21V62H19V61H17V60H14V62H13V59H12V61H11V59H9L10 61H5V60H8V59H5L3 62H0V89H4L5 87H8V84L9 83H11V82H13V81H18V78L19 79H21L22 80V78H23V81H25V82H30V81H34V82H36V83H38V87H39V89L36 91V92H38L42 87H40V85H41V83L40 82H42V83H45V85L46 84H48V82L49 83H53V82H56V79L58 78V80H57V84H58V82H64V84H63V88L61 87L62 85H61V83H59V85H57L56 83H53L52 84V86H56L57 87V89H58V86H59V89H62V91L63 92H73V90L76 88L75 87V85H74V83L71 81V80H69V81H71V82H69L68 80H64L65 79V77L64 76H56L57 78L55 79V78H53V77H51V76H53L54 74L51 72V66L49 67L48 65L50 64L51 65V63L54 61V59L56 58V57H58L59 56V54H62V52H63V54H62V56L64 57H66V56H68V58L67 59H69L70 58V56H71V54L70 53H72V57H71V60H74V58L78 55V57H80V60L82 59H84V63L86 62V61H89L91 58H90V54L92 53V56L93 55H95L96 53H97V51L98 50H101V51H107V49H109V47H111L112 46V43L110 42V40L108 39V37L106 36V34L105 35H103L101 32L105 29L104 27L105 26H103V30L100 32V29L99 30H97V35H99V34H102L101 36L99 35V39H100V41H99V39H97L96 38V40H95V38H94V36H92V37H89V39L90 40H88V41H84L83 43L82 42H80L81 40H79V36L78 35H82L83 33H81L82 31L84 32V34H83V36H85V34L86 35H88L87 33L89 32L88 30H86V32H85V30H81L82 28L81 27H79V26H83L84 27V24L83 25H81V23H85V21L87 20V18H91V16L93 17V19H94V21H96L97 20V18L99 17V20L98 21H100V19L102 18L103 20H105V21H109V22H111V23H108L109 25H110V27H111V29L109 30L108 29V33H109V36H110V32L112 31V28H113V26H114V30L115 29H119V28H121V29H124L125 31H126V33H127V35L125 36V37H123L124 38V41H125V39H127V41H126V43L128 44V45H130L131 44V46L130 47H128V45L126 46V47H128V48H130V50L131 51H134V50H136L138 53H139V55L135 58H133V57H128V58H125L123 61H125L126 63L127 62H130L128 65H126V63L125 62H123L121 59V57L120 56H118V57H111V56H106V66L104 67V70H103V72L101 71V73L102 74H100V72H99V76H98V78L99 79H95V80H91V78H89V80H91V89H92V92L93 91H95V90H97L98 88H100V89H110V88H116V87H118V88H116V89H119V88H121V85L123 84V82L125 81V80H129V79H127V78H129L130 77V81L132 80V81H135V82H139L138 84H140V82H141V84H140V86H138L139 88L136 90L138 93V95L139 96H136V91H135V93H134V95H133V98H134V100H135V102L136 101H138L137 99H139V98H137V97H140L141 96V92H143V93H145V92H149V91H151V92H156V91H158V86L160 87V83H156L157 85H155V86H153V87H151V86H149V85H145V82H144V84L142 83V81H141V76H139V74H140V72L141 71H143V70H145L144 68L146 67V69H148V70H145L146 72L147 71H150L151 73H159L160 71V69L162 68V70L163 71H165V69L166 70H168L169 72H174L175 70L174 69H176L177 68V66H178V63H179V61L176 63L175 62V60H180V58H187V59H190L191 57H193L192 56V53H191V51L193 52V55L194 56H197V58L201 55V51L203 52V51H205V44H203L201 41L202 40H200V37H202V35L204 34H206L208 31H209V29L212 27V30L214 29V27H215V29L213 30L214 32H216L215 34V37L216 36H218L217 38H219V39H217V41L219 40V41H221V42H217L216 41V43H218L217 45H219L218 47H216L215 45V47H212V46H208V47H210L211 48V52L213 51V52H215L214 50H216V52L218 51V49H221L222 47H221V44H222V41H223V44H224V46H226V45H231L232 43H233V45L234 46H236L235 47V49H237V48H239L240 46V48H242L245 44H246V46L244 47V48H248L249 46L251 47L253 44H254V42H255V44L253 45V46H256L257 47V49H255V51L258 53V55H259V49L261 48V52H262V54H261V52H260V55H262L261 56V58L263 57L264 58V52H263V50H264V35H262V34H264L263 32L261 33V31L259 32L258 31V29H254L253 31L250 29H246V27H245V25L244 24H241L240 25V23H241V21H239V19L238 18H240V17H238V18H235L238 14V10L239 9H242V8H240V5H239V0H212V1H214L213 3H212V1H210L211 2V4H213L214 6H212V8L210 9V11L212 10V12L211 13H209L210 11H208L207 13H205L206 15H205V17L203 18L202 16L200 17L199 16V18H198V20H197V22H196V25H195V21L193 20V19H191V20H193V22L191 23L190 21V19H189V25L188 24H186L187 26L186 27H188L189 26V28H186L187 30H184L185 29V26H182V30H184L183 32L184 33H182V34H180V37H182V42H184V43H178L177 45H176V42L175 43H173V42H171L172 44H170V47H168V46H166L165 45V43L163 44V46L160 48H157L156 47V51H157V53H155L156 51H154V47L153 48H150V49H143V48H141V46L143 45L144 46V44H140L141 46H137V43H135L136 41H137V39H139V38H141L142 40H144L143 39V36L145 35V33H146V31H148L149 32V29H147V27H145V24H143V23H141V24H143L144 26H142V25H137L136 23H138L137 21H138V19L140 20V18L142 19V16L143 17H145L144 15H146V14H148L147 16L148 17H150L151 15H149V14H151L150 12H157L158 14L156 15V13H155V16L154 17H150L148 20L150 21V25H149V28L151 27V24H153V26L155 25H157V23H158V18L160 19V17H161V22H159L158 24L160 25V26H165L164 28H163V30H165L166 32H165V34L164 35H166V37H167V34L169 33V31L170 30H172V32H174V30H177V28H176V26H180L179 24H177L178 22L180 23V21L179 20H182V19H180V17L182 18V16H183V14H184V16H185V14H187V13H184L183 12V9L180 11V9L181 8H177L178 6V4L176 3V1L177 0H163V5H161L157 0H154V1H149V0H147V1H149L150 2V4H148L149 2H147L146 3V0H142L144 3H146V7L144 8H138V6H136L135 8H134V11H137V12H134L133 11V7H134V5L136 4L134 1V3H132V1H130L131 3H132V6L133 7H131L130 5L131 4H125V5H129L131 8H132V11H130V10H127V8H126V10L127 11H124V9H122L121 7H116L115 9L113 8V7H111L110 9H112V15L110 14L111 12L109 11H107L106 9L109 7V6H107V8L106 9H104L103 8V6H104V4H106V3H100V1H99V3H90V5L88 4H86V3H84V5H85V7H86V9L85 8H83L84 7V5L82 6V8H83V11H84V9H85V11L86 12H81V11H79L80 9H82V8H80V7H77V6H75L74 8L75 9H77L76 11H74V10H72V8H71V10H60L61 11V13H60V11H59V9L57 10V11H59V13L58 12H56V13H58L57 14V16H53V17H51V15H50V18H48V19H44V18H42V17H40L41 19H40V21H38V23H35V25L33 24V26H26V24L24 25L23 24V26L21 25V23H16L17 21H15L16 19H13L14 17L15 18H17V16L18 15H20L21 16V14H19L20 12H18V11H21V12H25V10L27 11V10H30L29 9V7H27V6H24L25 4L27 5H31V4H29L32 0H6V2H8V1H10V3L8 2V3H3ZM30 1V2H29ZM40 2V3H38V2ZM50 1V2H49ZM54 0H47V1H44V0H33L32 1V4L34 5V6H39V7H41V6H43V4L45 5V6H47V8L48 9H52L51 7H52V5H55V4H53V3H55V2H53ZM57 1V0H56ZM62 1H64V0H62ZM61 1V2H62ZM104 1V0H103ZM202 1H204V0H202ZM244 1V0H243ZM242 0H241V2H243ZM250 1V0H249ZM254 1H256V0H254ZM258 1V0H257ZM255 2L253 5L256 7V9H258L257 11L258 12H261V10H263L264 11V2L262 3L261 1H263V0H259L258 2ZM21 2V3H20ZM24 2V3H23ZM53 2V3H52ZM58 2V1H57ZM56 2V3H57ZM60 2V1H59ZM129 2V3H130ZM143 2H139V4H143ZM152 2H153V6L157 9V11L155 10V8L153 9L154 11H150V12H147L148 10H150L151 9V6H152ZM171 2H173V4H174V2H175V4H176V6L175 5H173V6H170V4L169 3H171ZM209 1H207L206 2V4L208 3ZM240 2V3H241ZM252 2V1H251ZM251 2H249V4L251 3ZM23 3V4H22ZM45 3H47V4H45ZM51 5H50V4ZM126 3H128V1L126 2ZM138 3V2H137ZM167 3H168V5H167ZM199 3H202V5L205 3H203V2H201V0H197V2H196V0H195V5H197V8L198 9H200L201 10V8L203 7L204 8V6H205V4H204V6H202V5H199ZM225 3H227V4H225ZM233 3H234V5H233ZM245 3V2H244ZM247 3V2H246ZM15 4V5H14ZM17 4V5H16ZM40 4V5H39ZM61 4V3H60ZM64 4H66V1H65V3ZM63 4V5H64ZM103 6H102V5ZM147 4L150 6H148L147 7ZM211 4L209 3V5L211 6ZM225 4V5H224ZM3 5V6H2ZM7 7H6V6ZM13 5V6H12ZM57 5V4H56ZM56 5H55V7H53V8H56ZM67 5V4H66ZM99 7H98V6ZM138 5V4H137ZM200 6V8H199V6ZM230 5V6H229ZM236 5H238V6H236ZM33 6V9L35 8ZM59 6V5H58ZM62 6V5H61ZM128 6V7H129ZM143 6V5H142ZM167 6H170L169 7V9H170V11L168 10V8H167ZM202 6V7H201ZM207 6V5H206ZM228 6V7H227ZM254 6H251V7H254ZM2 7V8H1ZM7 8V10L5 11V9ZM18 7V9H16V8ZM27 7V8H26ZM31 7V6H30ZM38 7V8H39ZM50 7V8H49ZM90 7V8H89ZM165 7H166V9H165ZM196 7V6H195ZM221 7H222V9H221ZM236 7L238 8V10L236 9ZM244 7H246L245 5H244ZM254 7V8H255ZM12 8V9H11ZM14 8V9H13ZM37 8V9H38ZM42 8V7H41ZM41 8H39V9H41ZM64 8V7H63ZM66 8H67V6H66ZM69 8V7H68ZM67 8V9H68ZM137 8H138V10H137ZM153 8V7H152ZM210 8V7H209ZM228 8V9H227ZM231 8V9H230ZM260 8V9H259ZM3 9V10H2ZM23 9H25V10H23ZM33 9H31L32 11H34L35 12V10H37V9H35V10H33ZM79 9V10H78ZM109 9V8H108ZM109 9V10H110ZM142 9H143V11H144V14H143V12H142ZM13 10V11H12ZM18 10V11H17ZM23 10V11H22ZM30 10V11H31ZM50 10H46V11H50ZM146 10V11H145ZM169 11L170 13H166V11ZM176 10H178L177 12H176ZM192 10V9H191ZM218 10V11H217ZM222 10V11H221ZM246 10V9H245ZM249 9L247 8V11H248ZM5 11V12H4ZM29 11V12H30ZM31 11V12H32ZM41 11H42V9H41ZM43 11H44V8H43ZM53 11V10H52ZM50 11L49 13L50 14H53V12L55 11ZM73 11V12H72ZM107 11V12H106ZM139 11H141V12H139ZM184 11H186V10H184ZM228 11V12H227ZM230 11V12H229ZM233 13H232V12ZM244 11V10H243ZM242 10H239V16L241 15V16H248V15H250L249 13H247V12H243ZM255 11V10H254ZM253 11V12H254ZM256 11V12H257ZM262 11V13H263V16H264V12ZM18 12V13H17ZM23 12V14H25ZM31 13V14H33V16L35 15V13ZM38 12H39V10H38ZM66 12H68V13H66ZM77 12V13H76ZM79 12V13H78ZM132 12V13H131ZM139 12V13H138ZM178 12H180L179 14H178ZM187 12V11H186ZM192 12V11H191ZM214 12V13H213ZM27 13H28V11H27ZM26 13V14H27ZM41 12H39L38 14H40ZM55 13V12H54ZM91 15H90V14ZM116 13V14H118L119 13V15H116L115 14V16H114V14ZM124 13V14H123ZM146 13V14H145ZM178 15H177V14ZM189 13V12H188ZM18 14V15H17ZM65 14V15H64ZM69 14V15H68ZM72 14L74 15V17H72ZM78 14V15H77ZM87 14V15H86ZM89 14V15H88ZM134 14V15H133ZM141 15V17L139 18V17H137V16H139V15ZM161 15L160 17H157L158 15ZM169 14H170V17H169ZM191 14V13H190ZM210 15V17H209V15ZM231 14V15H230ZM244 14V15H243ZM254 14H255V16H254ZM254 14L252 13V16L251 17H253L254 19L256 18L257 19V14L258 13H255L254 12ZM14 15V16H13ZM30 15V14H29ZM37 15V14H36ZM123 15V16H122ZM220 17H219V16ZM261 15V14H260ZM41 16V15H40ZM49 16V15H48ZM62 16V17H61ZM71 17L72 19L74 18V19H78V21H79V23L78 24H80V25H78L77 24V26H76V23L75 24H73L75 27H76V29L74 30V31H71V33L68 31L67 32V34H69V35H64L63 36V34L62 35H58V34H60V33H58V29H60V27H58L59 25L61 26L62 24H68L69 22L67 21V18L68 17ZM80 16H82V17H80ZM102 16V17H101ZM133 16V17H132ZM152 16H153V14H152ZM184 16H183V18H184ZM204 16V15H203ZM212 16H214V17H212ZM262 16V15H261ZM262 16V17H263ZM12 17V18H11ZM19 17V16H18ZM36 17V16H35ZM44 17H47V16H44ZM59 17H61L60 18V22H59ZM67 17V18H66ZM76 17V18H75ZM103 17H105V18H103ZM115 17V18H114ZM119 17V18H118ZM123 17V18H122ZM137 17V18H136ZM157 17V18H156ZM249 17V16H248ZM261 17V18H262ZM38 19H39V16L37 17ZM66 19V21L67 22H64V20ZM90 18L88 19V21H86V22H89V20H90ZM95 18H96V20H95ZM113 18H114V20H113ZM117 18V19H116ZM170 18V19H169ZM176 18V20H174ZM178 18V19H177ZM201 18H203L202 19V21L203 22H201L199 19H201ZM207 18V19H206ZM213 18H217V19H215V20H213V22H212V19ZM226 18V21L224 20ZM231 18V19H230ZM18 19V18H17ZM43 19V20H42ZM76 19V20H77ZM92 19V20H93ZM102 19H101V21H102ZM116 19V20H115ZM121 19V20H120ZM134 19V20H133ZM137 19V20H136ZM156 19H157V21H156ZM206 19V20H205ZM237 19H238V21L240 22H238L237 23ZM264 19V18H263ZM7 20V21H6ZM55 20H57V21H55ZM82 22H81V21ZM126 20V22H127V25L126 24H124L125 21ZM127 20H130V21H127ZM136 20V21H135ZM154 20H155V22H154ZM173 20V21H172ZM211 20V21H210ZM229 20V21H228ZM235 20V21H234ZM2 21V22H1ZM6 21V22H5ZM55 21V22H54ZM62 21V22H61ZM93 21V22H94ZM107 21V22H108ZM199 21V22H198ZM206 21H208V22H206ZM222 21V22H221ZM35 22V21H34ZM40 22V23H39ZM41 22H43L42 24H41ZM47 22V23H46ZM146 22V21H145ZM171 22H174V23H172L171 24ZM201 22V23H200ZM205 22V23H204ZM214 22H216L217 23V25H216V23H214ZM219 22V23H218ZM221 22V23H220ZM46 23V24H45ZM60 23V24H59ZM95 23V22H94ZM97 23V22H96ZM95 23V24H96ZM101 23V22H100ZM154 23H156V24H154ZM15 24V25H14ZM32 23H30V25H31ZM65 24V25H66ZM85 24H87V23H85ZM95 24H94V26H95ZM107 24V25H108ZM113 24V25H112ZM169 24H171V25H169ZM174 24H176V26L174 25ZM224 24V25H223ZM232 24V25H231ZM263 24H264V22H263ZM29 25V24H28ZM41 25V28L39 27ZM93 25V24H92ZM97 25V24H96ZM103 25V24H102ZM104 25H106V23H104ZM135 25V26H134ZM201 25V26H200ZM210 25H211V27H210ZM213 25V26H212ZM230 25H231V27H230ZM243 25V26H242ZM17 26V27H16ZM35 26H36V28H35ZM58 28H57V27ZM73 26V27H74ZM93 26V27H94ZM101 26V25H100ZM136 26H138V27H136ZM141 26V27H140ZM147 26V25H146ZM175 26V27H174ZM8 27V28H7ZM39 27V28H38ZM64 27V26H63ZM66 27H67V25H66ZM68 27H70V23H69V26ZM74 27V28H75ZM86 27V26H85ZM97 26H95L93 29H95ZM109 27V26H108ZM142 27H144V29L142 28ZM169 27V28H168ZM174 27V28H173ZM210 27V28H209ZM226 27V28H225ZM227 27H230V28H227ZM236 27V28H235ZM14 30H13V29ZM22 28V29H21ZM32 28V29H31ZM38 28V29H37ZM54 28V30H56V28H57V33L58 34H54V33H51L52 32V29ZM72 28V27H71ZM73 28V29H74ZM79 28V29H78ZM98 28H99V25H98ZM106 28H107V26H106ZM140 28V29H139ZM153 28V27H152ZM184 28V29H183ZM200 28V29H199ZM203 28V29H202ZM234 28V29H233ZM250 28V27H249ZM251 28H253V27H251ZM9 29V30H8ZM16 29H18V30H16ZM40 29V30H39ZM72 29V30H73ZM136 29H137V31H138V29H139V31L137 32L136 31ZM145 29H147V30H145ZM174 29V30H173ZM202 29V30H201ZM206 29V30H205ZM246 29V30H245ZM8 30V31H7ZM95 30V31H96ZM141 30H143V31H141ZM145 30V31H144ZM151 30V29H150ZM211 30V29H210ZM13 31H15L14 33L11 32ZM20 31V32H19ZM43 31V32H42ZM50 31V32H49ZM106 31V30H105ZM181 31V30H180ZM186 31V32H185ZM201 31V32H200ZM205 31V32H204ZM230 31V32H229ZM36 32H38V33H36ZM45 32V33H44ZM54 32V31H53ZM74 32V33H73ZM79 32H80V34H79ZM144 33L143 35H142V33ZM147 32V33H148ZM178 32L179 31H177L176 32V36H177V34H178ZM203 32V33H202ZM226 32H227V34H226ZM250 32H252V33H250ZM40 33V34H39ZM49 33H51V34H49ZM72 33H73V36L74 37H72L71 35H72ZM75 33H77V34H75ZM108 33H107V35H108ZM141 33V34H140ZM151 33V32H150ZM149 33V34H150ZM192 33V34H191ZM201 33V34H200ZM231 33H233V34H231ZM239 33V34H238ZM5 34V35H4ZM112 34V33H111ZM152 34H154V33H152ZM159 34V33H158ZM161 34H162V36H161ZM186 34V35H185ZM190 34V35H189ZM77 35V36H76ZM148 35V34H147ZM163 31H162V33H160L159 34V36H160V39L161 40H163ZM179 35V34H178ZM203 35V36H204ZM227 35V36H226ZM231 35V36H230ZM233 35V36H232ZM234 35H235V37H234ZM46 36V35H45ZM51 36L53 37V38H51ZM59 36V37H58ZM154 36V35H153ZM158 36V35H157ZM156 36V37H157ZM159 36H158V39H156L155 40V38L153 39V37L151 38V39H153L152 41H150V43L151 42H153V44L154 43H156L158 40H159V42H161V40L159 39ZM175 36V35H174ZM175 36V37H176ZM196 38H195V37ZM226 36V37H225ZM9 37V38H10ZM72 37V38H71ZM98 37V36H97ZM110 37H112V36H110ZM137 37V38H136ZM139 37V38H138ZM145 37V36H144ZM150 37H151V35H150ZM178 37V36H177ZM179 37V38H180ZM189 37V38H188ZM192 37V38H191ZM240 38V41H239V38ZM242 37V38H241ZM247 37V38H246ZM250 39H249V38ZM8 38V40H5V42L3 41L2 42V47H4V48H6V49H11V47H12V43H11V39H9ZM45 38H48V36L47 37H45ZM77 38V39H76ZM88 38V37H87ZM147 38V37H146ZM149 38V37H148ZM195 38V39H194ZM231 38V39H230ZM236 38H238V39H236ZM260 38V39H259ZM13 39V38H12ZM55 39V40H54ZM61 39V40H60ZM63 39V40H62ZM70 39H72V40H70ZM121 39V38H120ZM178 39V38H177ZM177 39H175V40H177ZM193 39V40H192ZM201 39H203V37L201 38ZM221 39V40H220ZM230 39V40H229ZM244 39V40H243ZM247 39V40H246ZM253 39H255V40H253ZM1 40V39H0ZM54 40V41H53ZM84 40V39H83ZM87 40V39H86ZM146 40V39H145ZM148 41L150 40V39H147ZM186 40V41H185ZM188 40V41H187ZM193 42H192V41ZM230 41V42H228V41ZM62 41V42H61ZM76 41H78L77 42V46L75 45V43H76ZM115 41V40H114ZM122 41V40H121ZM156 41V42H155ZM166 41V38L164 39V41L163 42H165ZM173 41V40H172ZM180 41V40H179ZM178 41V42H179ZM234 41V42H233ZM242 41H244V42H242ZM248 41V42H247ZM56 42V43H55ZM68 42V43H67ZM100 42V43H99ZM113 42V41H112ZM117 42H119V41H117ZM143 42V41H142ZM145 42V41H144ZM143 42V43H144ZM225 42L227 43V44H225ZM240 42V43H239ZM246 42V43H245ZM261 42V43H260ZM64 43V44H63ZM71 43H72V45H71ZM73 43H74V45H73ZM82 43V44H81ZM113 43H115V42H113ZM123 43V44H122ZM140 43H141V41H140ZM162 43V42H161ZM161 43H159V44H161ZM190 43V44H189ZM191 43H192V45L195 47V46H198V48L200 49V47H201V50H200V53H199V51H198V53L200 54V55H198V53H197V50L196 49H198L197 47H196V49L193 47V50H191L190 49V45H191ZM194 43V44H193ZM196 43V44H195ZM202 43V44H201ZM215 43V42H214ZM236 43V44H235ZM242 43L244 44V45H242ZM62 44V45H61ZM70 44V45H69ZM80 44H81V46H80ZM139 44V43H138ZM157 44V43H156ZM156 44H154V46H156ZM183 44V46L185 47V53H188V54H185L184 52H182L184 49H182L181 47H183V46H181ZM201 44V45H200ZM262 44V45H261ZM24 45V46H23ZM59 45V46H58ZM65 45V46H64ZM68 45V46H67ZM88 47H91V48H88ZM90 45V46H89ZM114 45V44H113ZM115 45H116V43H115ZM118 46H120V49L123 47L124 48V45H125V42H121V43H119V44H117ZM146 45V44H145ZM147 45H149V44H147ZM150 45H152V44H150ZM149 45V46H150ZM158 45V44H157ZM166 47H165V46ZM174 45H175V47H174ZM229 45V46H230ZM233 45H231V46H233ZM19 46V47H20ZM64 46V47H63ZM73 47V50L75 49V51H73V50H70V48H72ZM83 46V47H82ZM122 46V47H121ZM142 46V47H143ZM153 46V45H152ZM159 46V45H158ZM172 46H173V49H172ZM181 46V47H180ZM253 46L251 47V48H253ZM67 47H68V49H67ZM75 47V48H74ZM102 47V48H101ZM113 47L114 46H112V48L111 49H113ZM126 47H125V49H126ZM146 47V46H145ZM144 47V48H145ZM163 47H165L164 49H163ZM168 47V48H167ZM207 47V46H206ZM207 47V48H208ZM219 47H221V48H219ZM249 47V48H250ZM259 47V48H258ZM262 47H263V49H262ZM13 48V47H12ZM52 49V50H50V49ZM58 48V49H57ZM62 48H63V50H62ZM82 48V49H81ZM98 48H100V49H98ZM115 49H116V46L114 47ZM133 48V49H132ZM171 48V49H170ZM174 48H175V50H174ZM206 48V49H207ZM210 48H208L205 52H208L209 53V49ZM250 48V49H251ZM43 49V48H42ZM55 49V50H54ZM68 51H67V50ZM78 49V50H77ZM80 49V50H79ZM85 49V50H84ZM117 49H118V47H117ZM152 49V50H151ZM164 51H163V50ZM181 49V50H180ZM224 49V48H223ZM222 49V50H223ZM44 50V49H43ZM43 50L42 51H40V55L43 53ZM62 50V51H61ZM66 52H65V51ZM83 50V51H82ZM88 50V51H87ZM90 50H92L91 51V53H90ZM149 50V51H148ZM161 50V51H160ZM168 50H170V53H168L167 51ZM179 50L181 51V55H180V52H179ZM186 50H188V51H186ZM242 50H243V48H242ZM51 53H50V52ZM57 51V52H56ZM78 51H80V52H82V53H77ZM151 51V52H150ZM166 51V52H165ZM172 51H173V53H172ZM42 52V53H41ZM54 52H55V54H54ZM68 52H69V54H68ZM85 52V53H84ZM119 52V51H118ZM136 52V53H137ZM148 52V53H147ZM154 52V54H152ZM174 52H176V53H174ZM222 52V51H221ZM67 55H66V54ZM159 53V54H158ZM183 53H184V55H183ZM207 53V54H208ZM46 54H48V55H46ZM52 54V55H51ZM89 54V55H88ZM149 54H150V56H149ZM175 54V55H174ZM177 54V55H176ZM190 54V55H189ZM206 54V55H207ZM215 54V53H214ZM213 54V55H214ZM76 55V56H75ZM83 55H85L86 57L84 58V56ZM155 55V56H154ZM168 56V57H164V56ZM42 56V55H41ZM75 56V57H74ZM87 56H89V58L87 57ZM176 56V57H175ZM201 56H203V55H201ZM214 56H216V54L214 55ZM47 57H48V59H47ZM60 57V56H59ZM62 57V58H63ZM74 57V58H73ZM121 58V59H118V58ZM154 57V58H153ZM163 57V58H162ZM216 57H218V56H216ZM26 58V59H27ZM35 58V59H34ZM40 58H43V59H40ZM65 58V59H66ZM73 58V59H72ZM86 58H88L89 60H87ZM151 58V59H150ZM155 58H157V60L155 59ZM162 58V59H161ZM164 58H166L165 60V62H164ZM177 58V59H176ZM199 58H201V57H199ZM198 58V59H199ZM59 59V58H58ZM67 59L65 60V61H67ZM76 59V58H75ZM85 59H86V61H85ZM116 59H117V61H116ZM127 59H129V60H127ZM161 59V60H160ZM202 59V58H201ZM218 60L220 59V58H217ZM217 59H215V57H214V59L212 60V61H214L213 63L211 62L210 64H212V65H215L216 63L218 64V66H219V64H220V60L218 61ZM28 60H26V61H28ZM42 60H44V61H42ZM56 60V59H55ZM78 60V59H77ZM127 60V61H126ZM152 60V61H151ZM221 60H223V58H221ZM238 60V62L240 63L242 60H240V59H237ZM264 59H260V61H263ZM0 61H1V59H0ZM70 60H68V62H69ZM120 61V62H119ZM121 61H122V64H121ZM160 61V63H162V67L160 66V65H158V62ZM173 61V62H172ZM181 62H182V60H180ZM189 61H191V60H189ZM199 61H201V60H199ZM229 61H230V59H229ZM228 61V59H227V61H224V63H228L230 66L229 67H232L233 65V63L234 64H237L236 63V61L234 60H232L233 61V63H232V61L231 62H229ZM244 61V60H243ZM5 62V63H4ZM51 62V63H50ZM83 62V61H82ZM90 62V61H89ZM88 62V63H89ZM116 62V63H115ZM117 62H118V64H117ZM180 62V63H181ZM186 62V61H185ZM188 62V61H187ZM222 62V61H221ZM264 62V61H263ZM26 63V62H25ZM53 63H55V62H53ZM52 63V64H53ZM123 63H125V65L123 66ZM164 63V64H163ZM224 63H221L220 64V66H226ZM226 63V64H227ZM242 63V62H241ZM261 64H262V62H260ZM86 64H87V62H86ZM148 66H147V65ZM166 64H167V66H166ZM176 64V65H175ZM182 64V63H181ZM228 64H227V66H228ZM244 64V63H243ZM238 64V66L239 67H242L241 69H243V71L241 72V74H244V75H246V77H244L243 78V80H244V82H243V80L241 81V79L239 80V82L241 81L242 82V84H243V87H241V90H240V92L242 91V90H244V89H246L245 87H248L247 86V84H249V85H251V82H249L250 81V79H252V77H253V79L255 80V81H257L258 82V84L260 83H263L264 82V63L262 64V66L259 64V66H261L262 68H258V66L256 67V66H254V67H252L251 69L249 68L250 66H248V65H246V64ZM30 65H31V67L33 68H31L30 67ZM85 65V64H84ZM89 65V64H88ZM87 65V66H88ZM119 66L120 65V67H121V70H122V75H121V77H113L112 76V72H113V68H114V66ZM122 65V66H121ZM132 65H133V67H132ZM146 65V66H145ZM155 65V66H154ZM186 65V64H185ZM185 65H183V66H185ZM201 65V64H200ZM199 65V66H200ZM39 66H46V69H45V72L46 71H48V73H51V74H46V73H40L38 70V72L35 70L37 67H38V69H40L39 68ZM130 66V67H129ZM137 66V67H136ZM158 66V68L160 67V69H158V68H156L155 69V67H157ZM182 66V67H183ZM217 66V65H216ZM238 66H236V65H234L233 67H234V69L236 70V68L238 67ZM248 66V67H247ZM252 66V65H251ZM27 67H30V69L29 68H27ZM123 67H125V68H123ZM129 67V68H128ZM175 67V68H174ZM181 67V68H182ZM26 68V69H25ZM47 68L49 69V70H47ZM178 68H180V67H178ZM206 68V67H205ZM246 68V69H245ZM247 68H249V71H247L248 69ZM253 68H255L256 70H254ZM9 69H12L11 71H9ZM16 69V70H15ZM27 69H29V70H27ZM103 69V68H102ZM101 69V70H102ZM125 69V70H124ZM183 69V68H182ZM197 69V71H189L187 68H185V70H179V73H177V72H175L176 74L175 75H180L182 78H179L180 76H178L177 77V79H178V83L180 82V85H178V83H176L177 82V80H176V78H175V75L174 76H170V77H167L168 79H166L167 81L169 80V78H170V80H171V82H170V80L168 81V82H165V83H168L167 85H169V86H173L174 85V83L175 84H177L178 86H181V84L183 85L185 82V84L184 85H186L188 82V84H190V83H192L193 82V84L191 85L193 88H197V89H201V90H204V88H205V90L207 91V93L211 96V99L209 100V102H210V104H214L215 103V105H217L218 104V102H219V100H221V99H223L221 102H220V104L221 103H224V104H222V105H220L221 107H219V110H220V113H221V116H220V118L219 119H217V120H215V121H217L215 124H220V128L222 129L223 128V130H224V128H225V125H227L226 123L227 122H232V120L234 121V119L232 118L231 119V116H233V115H231V114H229L230 113V110H231V105L233 106V104H228V103H230V101H232V103L234 102V101H236L237 100V102L238 103H236L234 106H236L237 104L240 106V105H242L243 103H245V105L243 104L242 105V107L243 108H245V109H241L243 112L245 111L246 112V114H245V112L243 113V114H241V117H242V119L246 116V118L245 119H248L249 118V116L250 115H252V117L254 116L253 114V112L252 111H256V110H258V111H256L255 113L257 114V112L258 113H260V115H261V117H260V115L258 114V116L261 118V120H264L263 118H264V113L262 112V110H261V106L262 105H260L259 106V104H258V107H257V105L255 104V103H253V101H252V104L254 105V107H255V109H254V107H253V105L252 106H249V105H251V101L249 102L248 101V99H246V97L244 96L243 97V95L245 94V93H243V92H241V94H238V96L237 97H234V98H232L234 95H235V92L234 93H232L233 91H232V89H230V92L232 93V94H234V95H232V97H230L232 100H227V101H229L228 103L227 102H225V99H229V95L231 94L230 92H229V85H227L228 83H230L232 80H234L235 78L237 79V77L235 76V72L237 73L238 71H235L234 73H233V71H229V70H227L226 71V69H224L223 68V71H220L218 74H220L219 75V79H218V77H214V75H213V77H210L209 75L207 76V78L205 77L206 75H204V74H202V72L204 73V68H203V66L202 67H200L199 69L198 68H196ZM201 69V71H199ZM240 69V68H239ZM238 69V70H239ZM5 70L7 71L6 73H5ZM26 70V71H25ZM34 70V71H33ZM124 70V71H123ZM139 70H140V72H139ZM154 70L155 71H157V72H154ZM161 70V71H162ZM188 70V71H187ZM230 70H232V69H230ZM244 70H246V72L244 71ZM14 71V72H13ZM43 70H41V72H42ZM130 71V72H129ZM185 71V72H184ZM224 71H226V75L224 74L225 72ZM250 71H251V73H250ZM252 71H253V74H252ZM22 72H23V74H22ZM133 72V73H132ZM150 72H147V73H150ZM201 72V73H200ZM240 72V71H239ZM238 72V73H239ZM249 72V73H248ZM254 72H256L255 74H254ZM19 74L18 76H20V77H18L17 76V74ZM40 73V74H39ZM121 73V72H120ZM130 73V74H129ZM187 73H189V74H187ZM193 73H194V75H193ZM245 73H247V74H245ZM263 73V74H262ZM6 74V75H5ZM13 74H14V76H13ZM26 74V75H25ZM30 74V75H29ZM134 74V75H133ZM160 74V73H159ZM182 74V75H181ZM183 74H185V75H187L186 77H185V75H183ZM197 74V75H196ZM199 74V75H198ZM200 74L202 75V76H200ZM217 74V75H218ZM232 74V75H231ZM263 76H262V75ZM2 75H4V77L2 76ZM36 75V76H35ZM42 75H44V76H42ZM51 75V76H50ZM148 75H150V74H148ZM163 75V74H162ZM229 75V76H228ZM234 75V76H233ZM238 75V74H237ZM247 75L248 76H250V78H249V80H248V78H247ZM2 76V77H1ZM12 76V77H11ZM24 76H25V78H24ZM47 76V77H46ZM109 76V77H108ZM122 76H123V78H122ZM159 76V75H158ZM192 76V77H191ZM197 76V77H196ZM198 76H199V78H201V79H203V80H201V79H199L198 78ZM212 76V75H211ZM216 76V75H215ZM226 76V77H225ZM231 76V77H230ZM239 76V75H238ZM242 76V75H241ZM261 76V77H260ZM11 77V78H10ZM44 77H46V79L44 78ZM50 77H51V79H50ZM125 77H126V79H125ZM132 77H134V78H132ZM172 77H174V78H172ZM183 77H185L184 78V80H183ZM189 77H191L190 79H189ZM209 77V78H208ZM228 77L229 78H231V79H229V80H226V79H228ZM235 77V78H234ZM259 77V79H257ZM34 78H36V81H35V79ZM42 78V79H41ZM112 78V79H111ZM114 78V79H113ZM188 78V79H187ZM194 78V79H193ZM197 78V79H196ZM232 78H234V79H232ZM7 79V80H6ZM11 79V80H10ZM30 79V80H29ZM34 79V80H33ZM40 81H39V80ZM55 79V81H53ZM59 79H62V80H60L59 81ZM69 79V78H68ZM120 79L122 80V81H120ZM124 79V80H123ZM136 79L138 80V81H136ZM192 79H193V81H192ZM198 79H199V81H198ZM207 79V80H206ZM213 79H215V81L213 82ZM257 79V80H256ZM260 79H261V82H259L260 81ZM29 80V81H28ZM101 80V81H100ZM105 80V81H104ZM116 80H119V82H121V83H119V82H117V83H115L116 82ZM159 80V79H158ZM157 80V81H158ZM175 80V81H174ZM182 80V81H181ZM209 80V81H208ZM218 80V81H217ZM248 80V81H247ZM7 81V82H6ZM20 81V80H19ZM51 81V82H50ZM163 81H165V80H163L162 79V82H161V84H163ZM174 81V82H173ZM196 81H198V82H200V83H197ZM201 81H202V83H203V85L204 86H202V83H201ZM212 81V82H211ZM220 81V82H219ZM237 81V80H236ZM65 82H67V83H65ZM105 82H107V83H105ZM134 82V84L135 85H138L137 83H135ZM183 82V83H182ZM218 82V83H217ZM222 82V83H221ZM235 82V81H234ZM247 82V83H246ZM253 82V81H252ZM40 83V84H39ZM86 83L85 82V80H83L82 79V81H81V85H82V89L80 90V91H83V90H85V88L87 87H83V85ZM126 83V82H125ZM124 83V84H125ZM171 83V84H170ZM195 83H197V84H195ZM216 83V84H215ZM221 84V85H217V84ZM245 83V84H244ZM87 84V83H86ZM108 86H107V85ZM118 84H120V85H118ZM188 84H187V86H188ZM194 84H195V87H194ZM201 84V85H200ZM222 84H223V89H222ZM233 84V82L231 83V85ZM242 84H240V86H242ZM253 84H254V82H253ZM252 84V85H253ZM257 84V85H258ZM44 85V84H43ZM69 85V86H68ZM88 85V84H87ZM105 85V86H104ZM196 85L198 86V87H196ZM199 85H200V87H199ZM230 85V86H231ZM262 85H264V84H262ZM51 86V85H50ZM50 86L48 87V88H50ZM51 86V87H52ZM65 86H67V87H65ZM143 86V87H142ZM190 85L188 86V88L189 87H191ZM206 86V87H205ZM260 86V85H259ZM258 86V87H259ZM45 87V86H44ZM65 87V88H64ZM122 87H123V85H122ZM142 87V88H141ZM182 87V86H181ZM201 87H203V89L201 88ZM208 87V88H207ZM221 87V88H220ZM225 87H228L227 89L225 88ZM262 87V86H261ZM47 88V87H46ZM88 88H90V86L88 87ZM185 88V87H184ZM51 89V88H50ZM54 89H55V87H54ZM56 89V90H57ZM65 89V90H64ZM144 89V90H143ZM226 89V90H225ZM264 89V88H263ZM2 90H0V91H2ZM35 90V89H34ZM43 90H44V88H43ZM55 90V91H56ZM142 90V91H141ZM149 90V91H148ZM189 90V89H188ZM216 90V91H215ZM6 91V90H5ZM42 91V90H41ZM40 91V92H41ZM54 91V92H55ZM58 91V90H57ZM61 91V90H60ZM90 91V90H89ZM89 91H85L84 93L83 92H81V94L84 96H82V99L83 98H85V99H87V97H88V102H91L92 101V97H90V95H87V93L89 92ZM197 90H193L192 92H196ZM221 91H225V92H221ZM245 91H247V90H245ZM39 92V93H40ZM220 92V93H219ZM7 93V94H6ZM6 93H4V92H0V94H2V95H0V109H2L1 111H3V110H6V108H7V106L9 105H16L17 104V106H19L18 105V103L19 104H21V105H23L24 103L26 104L27 103V95H28V93H23V94H15V95H13L12 93H10V92H6ZM8 93H10V94H12V95H9ZM34 93V92H33ZM33 93H32V95H33ZM225 93V94H224ZM37 94V93H36ZM80 94V93H79ZM81 94H80V96H81ZM84 94H86V96L84 95ZM93 94H94V92H93ZM215 94H218L219 95V97H224V95H225V97L224 98H220L219 100H218V95H215ZM228 94V95H227ZM237 94V93H236ZM243 94V95H242ZM24 95V96H23ZM38 95V96H37ZM36 95V97L35 98H39L37 101L39 102V104H41V102L44 104V101H41V99L43 98V94H42V92H41V94H37ZM109 97H108V96ZM106 96V98L108 99V101H107V99H105V96L102 98V99H100V100H98V101H100L101 103H109L110 104V106H117V108H116V106H115V108L117 109V112L118 113H116V114H118L119 115V117H122V118H126V117H128V116H131L130 114H132V116H134V115H138V117H142V115H143V110H148V111H159L161 114H167L168 112L167 111H169L168 109V107H170V105H172L173 103H172V101L174 102L175 100H173L172 98H165V100H163V103L166 105V103H167V105L165 106L163 103H158V104H161L160 106H162V107H160L158 104V106L155 104V103H157V102H155L154 103V101H141L140 100V102H142L141 104L140 103H135V105H134V103H133V105L132 104H127V105H129V106H126V104L124 105H121L123 108H124V110L123 109H118V108H120V107H118V104L116 103V104H113L112 102H110L111 100H110V98H111V95H109V94H107ZM2 96V97H1ZM7 96V97H6ZM19 96V98H16V97H18ZM23 96V97H22ZM33 96H35V95H33ZM42 96V97H41ZM94 96V95H93ZM231 96V95H230ZM10 97V98H9ZM137 98V99H136ZM190 98V97H189ZM235 98H238L239 100L241 99H246L248 102H249V104H248V102H243V100H242V102H240V101H238V99H236L235 100ZM248 98V97H247ZM14 99V100H13ZM18 99V100H17ZM19 99H22V100H19ZM44 99V98H43ZM58 99V98H57ZM94 99H96L95 97H94ZM251 99V98H250ZM11 100V101H10ZM17 100V101H16ZM40 100V101H39ZM59 100H60V98H59ZM217 100V101H216ZM245 100V101H246ZM3 101H4V103H3ZM13 101H15L14 103H13ZM23 103H22V102ZM96 101V100H95ZM107 101V102H106ZM166 101H168V102H166ZM183 101V102H182ZM186 101V102H185ZM191 101H193V99L192 98H190V99H183V100H178V104H177V101H176V103L174 102V104H177L178 106H181V105H185V104H190V103H192ZM224 101V102H223ZM262 101V100H261ZM56 102H58V101H56ZM64 102V101H63ZM71 102V101H70ZM83 102H85V100L83 101ZM93 102V101H92ZM91 102V103H92ZM146 102V103H145ZM190 102V103H189ZM67 103H69V101L67 102ZM67 103H64V105L63 106H65ZM86 103V102H85ZM99 103V102H98ZM97 103V104H98ZM170 103H172V104H170ZM227 103V105L224 107L223 105H225ZM247 103V104H246ZM257 103V102H256ZM43 104H41V106H43ZM88 104V103H87ZM90 104V103H89ZM136 104H138V105H136ZM139 104L142 106V108H140L139 107ZM179 104H181V105H179ZM261 104V103H260ZM263 104V103H262ZM57 105H59V103L57 104ZM70 105V104H69ZM92 105H96V103L94 102V103H92ZM91 105V106H92ZM99 105V104H98ZM120 105V104H119ZM164 105V106H163ZM238 105L236 106L237 108H239L240 109V107H238ZM25 106V105H24ZM90 106V105H89ZM132 106V107H131ZM134 106V107H133ZM136 106V107H135ZM246 106V107H245ZM22 107V106H21ZM60 107H61V105H60ZM121 107V108H122ZM235 107V108H236ZM41 107H39V109L37 108V111L33 114V115H35V116H39V114H37V112L39 113L40 112V109ZM125 108H128L130 111L128 112V109H125ZM136 108H137V110L138 109H140L138 112H136ZM144 108V109H143ZM166 108V109H165ZM250 108V109H249ZM134 109V110H133ZM234 109V107L232 108V110ZM249 109V113L246 111V110H248ZM132 110V111H131ZM142 110V111H141ZM231 110V111H232ZM238 110V109H237ZM252 110V111H251ZM113 111H115V109L113 110ZM229 111V112H228ZM236 111V110H235ZM240 111V110H239ZM128 112V113H127ZM137 114H136V113ZM84 113H86V112H84ZM124 113H126V114H124ZM232 113V112H231ZM239 113V112H238ZM250 114L249 116H248V114ZM252 113V114H251ZM165 114V115H166ZM169 114V113H168ZM227 114V115H226ZM233 114V113H232ZM240 114V113H239ZM89 114H83V117L84 118H86V119H89V118H91V116L89 115ZM128 115V116H127ZM187 115V114H186ZM228 116V117H230V118H228V117H226V116ZM229 115H231V116H229ZM25 118V117H27V116H24V115H22V114H18V115H16L15 116V121H17V123H19L20 125H22V123H23V126L25 125V128L27 127V128H29L27 125H30V129H32V128H34L35 129V125H36V127H37V130H38V128L40 127L39 126V121L38 120H34V122H32V123H34V124H32L31 122H30V124L28 123H26L25 122V119L23 118V117ZM88 118H87V117ZM240 116V115H239ZM239 116H236L235 118H236V121H238V120H240L241 119V117H239ZM65 117V116H64ZM64 117H62V118H64ZM95 117V116H94ZM187 117H189V118H187ZM248 117V118H247ZM61 118V119H62ZM68 118V117H67ZM196 118V119H195ZM250 118H251V116H250ZM254 118V117H253ZM65 119V118H64ZM185 119V120H184ZM187 119H191L190 120V122H189V120H187ZM202 119V120H201ZM226 119V120H225ZM227 119H228V121H227ZM241 119V120H242ZM33 120H29V121H33ZM67 120V121H66ZM66 120H64L65 122H63V124L65 123H67L68 122V119H66ZM183 120V121H182ZM193 120H194V122H193ZM198 120V121H197ZM204 120V121H203ZM219 120V121H218ZM240 120V121H241ZM249 120H251V119H249ZM62 121V120H61ZM70 121H71V119H70ZM91 121V120H90ZM175 121V123L172 121L170 124H168V126L167 125H165V127L167 128V129H169V133L168 134H170V136L168 135V136H166V138L164 137V135H161V136H159V135H156V136H153L152 134H149V136H147V138H149V141H147L148 139H145L144 140V142H143V145L144 146H151L152 144V146L151 147H153V149H154V151H153V154H151V155H153L154 157H156V153H157V149H159L158 147H162L164 144H166V142H168V140H171L172 138L173 139H176V140H178L177 141V145L175 146V145H172L173 147H170L169 149H168V153L169 154H171V155H175V154H179V153H181V152H183V150H184V148H185V142L187 141L188 143H189V141L191 140L192 141V139H187L186 140V138H187V134L186 133H189V132H191V130H197L196 128L198 127L199 128V126H200V129L199 130H197L198 132H202L201 130H203V128H205L204 127V125H208L209 124V122H206L205 121V119L204 118H202V117H191L190 115H187V116H185L184 115V117H182V119H181V121H180V119H179V121L178 120H174ZM192 121V122H191ZM239 121V122H240ZM247 121V120H246ZM245 121V122H246ZM20 122H22V123H20ZM27 122H28V119H27ZM180 122V123H179ZM197 122H199V123H197ZM235 122V121H234ZM238 122V123H239ZM244 122V121H243ZM243 122H241L243 125H244V123ZM262 122V121H261ZM105 123V122H104ZM104 123H103V125H104ZM183 123V124H182ZM188 123V124H187ZM195 123H197V124H195ZM233 123V122H232ZM249 123V122H248ZM264 123V122H263ZM68 124V123H67ZM115 123H113V124H111V126L112 127H110L109 125H107L106 124V126L107 127H105L104 129H106L105 131H107V133L109 134V131H111L112 130V128H115V126H116V124L114 125ZM186 124V125H185ZM190 124H191V126H190ZM204 124V125H203ZM235 124H237V122H235ZM240 124V123H239ZM241 124V125H242ZM246 124V123H245ZM261 124V125H260ZM259 124V127L260 128H264V126L262 125V123H260ZM70 125H72V124H69V125H67L68 127L70 126ZM85 125H87V122H86V124ZM90 125H92V124H90ZM90 125H87L86 126V129L84 128V125H83V127H82V129L84 130H81L82 132H80V134L77 136V137H75V138H68L69 140V144H71V146H72V143H75L76 142V144H84L85 143V141L86 142H89L90 140H93V138H91V135L93 134V131H94V133H96V131L93 129V128H89L90 127ZM189 125V127H187ZM193 125V126H192ZM195 125V126H194ZM238 125V124H237ZM240 125V126H241ZM34 126V127H33ZM89 126V127H88ZM100 126V125H99ZM98 126V127H99ZM102 126V125H101ZM105 126V125H104ZM197 126V127H196ZM53 127H55L54 128V130H56V127H57V130H58V132H59V130L61 129L60 127V129H58V126H53ZM95 127V126H94ZM117 127V126H116ZM171 127V128H170ZM208 127V126H207ZM25 128H24V130L22 129H20V130H17V134L19 133V135L20 134H22V136H24V139H27V137L29 136H27V131H29V129L28 130H25ZM40 128H42V126L40 127ZM67 128V127H66ZM87 128H89V129H87ZM102 128H103V126H102ZM238 128H239V126H238ZM262 128V129H263ZM81 129V128H80ZM103 129V130H104ZM109 129V130H108ZM33 130V129H32ZM50 130H52V128H50ZM54 130H52L53 132H49V130L48 131H46V133H48V135H52L53 137H59L58 136V132H54ZM61 130H63V129H61ZM61 130H60V132H61ZM89 130V131H88ZM205 130V129H204ZM203 130V131H204ZM208 130V128L206 129V131ZM259 130V129H258ZM26 131V132H25ZM36 131V130H35ZM39 131V130H38ZM63 131H65V130H63ZM62 131V132H63ZM92 131V132H91ZM102 133L103 132H105V131H102V130H100ZM173 133H172V132ZM262 131H264V130H262ZM31 132V131H30ZM99 132V131H98ZM113 132V131H112ZM193 132V131H192ZM198 132H197V134H198ZM259 132H261V131H259ZM83 133V134H82ZM227 133V132H226ZM233 133V132H232ZM264 133V132H263ZM17 134H16V137H17ZM191 134V133H190ZM200 135H201V133H199ZM228 134V133H227ZM18 135V136H19ZM173 135V136H172ZM189 135V134H188ZM196 135V134H195ZM199 135V136H200ZM224 135V134H223ZM229 135V134H228ZM233 135V134H232ZM21 136V135H20ZM18 137V139L19 138H21V137ZM81 136V137H80ZM85 138H84V137ZM240 136V135H239ZM164 137V138H163ZM169 137V138H168ZM219 137V136H218ZM233 137V136H232ZM51 137H49V139H50ZM77 138H78V140H77ZM82 138H84V139H82ZM168 138V139H167ZM215 138V137H214ZM217 138V137H216ZM55 139V138H54ZM150 139H151V142H150ZM164 139V140H163ZM167 139V140H166ZM194 139V138H193ZM218 139V138H217ZM220 139V138H219ZM223 139V138H222ZM226 139H227V137H226ZM260 139H262V137H260ZM259 139V140H260ZM66 140V139H65ZM74 140V141H73ZM198 138L196 137V139H194L192 142H190L189 144H191V145H189L188 146V144H187V142H186V144H187V147L188 148H194V146L196 147L197 146V142H198ZM242 140H244V139H242ZM67 141V140H66ZM195 141V142H194ZM201 140H199V142H200ZM225 141V140H224ZM223 141V142H224ZM227 141V140H226ZM228 141H230V142H228ZM228 144L229 143H232V141H231V136L229 135V137H228ZM234 141V140H233ZM62 141H60V143H61ZM94 142H96V141H93L92 142V144L94 143ZM194 142V143H193ZM198 142V143H199ZM96 143H98V142H96ZM144 143H146V145L144 144ZM192 143H193V145H192ZM226 143V142H225ZM4 144V145H3ZM100 144V143H99ZM105 144V143H104ZM130 142H127V144H126V147H128L130 150H132V148H134V146H135V143L134 142H132L130 145ZM148 144V145H147ZM200 145H201V142L199 143ZM30 145H31V147H32V149L30 150V151H28L27 153H32V155H30L29 154V158H30V156H31V158H32V156H33V154H34V150L36 149L37 151L39 150V148L41 149V147H39V145H41V144H39V143H37V144H27V146L28 147H30ZM98 145V144H97ZM100 145H103V143H101ZM100 145H99V147H100ZM158 145V146H157ZM0 146H4V147H0V152H1V150L3 151V153H5L6 152V154H7V156H9V157H7V159H6V161H7V163H9V162H14L13 164H15L14 165V167L15 168H18L19 169V166L17 167L16 165L17 164H20L21 165V167H22V169L21 170H23V168H24V170H26V171H24V173L26 172V176L27 175H29V176H32V177H36V174H35V176L33 175V174H31V170H27V169H30V166H28L29 164L31 165V161L32 160H29V161H27L26 160V162L24 161V164L22 163V160L21 159H19V157H18V159H17V157H16V154L17 153H19V151L17 152V150H20V149H18V148H16V147H14V145H10V144H6L5 143V141H4V143H3V141H0ZM26 146V147H27ZM47 145H45V143H44V147H46ZM229 147H231V145H228ZM27 147V148H28ZM30 147V148H31ZM34 147V148H33ZM44 147H43V149H44ZM150 147V148H151ZM26 148V149H27ZM29 148V149H30ZM102 148V147H101ZM105 148H106V144H105ZM114 148V147H113ZM113 148H111V149H113ZM171 148H173V150L171 149ZM192 148V149H193ZM198 148V147H197ZM104 149V148H103ZM115 149V148H114ZM156 149V150H155ZM102 150V149H101ZM16 151V152H15ZM39 151H41V150H39ZM102 151H104V150H102ZM101 151V152H102ZM110 152H111V154L113 155V150L111 151V150H109ZM115 151V150H114ZM15 152V153H14ZM42 152H43V150H42ZM13 153V154H12ZM35 153H37V152H35ZM39 153H41V152H39ZM258 153H256V155H257ZM13 155V156H12ZM15 155V156H14ZM204 154H202L201 155V158L203 157L204 158V156H203ZM253 157H254V155H252ZM258 156L259 155H257V158H258ZM10 157H14L13 159H11ZM34 157V156H33ZM195 158H197V155L196 156H194ZM205 157H206V155H205ZM251 157V156H250ZM251 158L253 161H255L254 159L256 158ZM260 157V156H259ZM207 158V157H206ZM198 159H200V158H198ZM197 159V160H198ZM250 159V158H249ZM249 159H247L248 161H249ZM250 159V160H251ZM12 160V161H11ZM20 160V161H19ZM215 161H216V163H218V162H221V161H223V160H216V159H214ZM211 161V162H215V161ZM236 160V159H235ZM251 160V161H252ZM257 160V159H256ZM6 161L5 162H3V163H6ZM183 160H179V161H177L176 162V164H175V166H176V168H177V170H180V172H182L185 168L184 167H186L185 166V164L187 163H184L185 162V160H184V162H182ZM218 161V162H217ZM226 161H228L226 164H225V162L223 163V162H221V163H218V164H215V163H212L210 166H209V170H215V171H226V170H230L231 171V176H230V178H231V180L232 181H237V180H241V181H243V182H245L246 180L243 178L244 176H242V175H238L237 173H236V168H234V166L236 165V164H234V166L232 165V166H230L232 163H236V162H234V161H232V160H229V159H227ZM236 161H238V159L236 160ZM241 161V160H240ZM210 162V163H211ZM2 162H1V164H3ZM6 163V165L5 166H0V186H2V185H4V184H6V177H3L2 175H3V173L2 172H5V168H9V169H12V166L11 165H9V164H7ZM17 163V164H16ZM27 163V164H26ZM228 163H231V164H228ZM188 164V163H187ZM215 164V165H214ZM220 164V165H219ZM222 164V165H221ZM239 164H240V162H239ZM27 165V166H26ZM189 165V164H188ZM216 165H217V167H216ZM7 166V167H6ZM9 166V167H8ZM211 166H213V167H215L216 169H214L213 167H211ZM221 168H220V167ZM223 166V167H222ZM237 166H238V163H237ZM27 169H26V168ZM97 167V166H96ZM100 167V168H99ZM233 167V168H232ZM236 167V166H235ZM106 168H108V166L106 167V166H101L100 164H99V166L97 167V169H95V170H91V172H90V174L92 173L93 175H95V176H100V175H103V173L105 174L106 172H108L109 171V168L108 169H106ZM184 168V169H183ZM9 169H7L6 170V172L5 173H9L8 172V170ZM72 169V168H71ZM70 169V170H71ZM73 169H76V168H73ZM80 169V170H79ZM164 169V168H163ZM223 169V170H222ZM2 170V171H1ZM105 170V171H104ZM108 170V171H107ZM11 171H13V169L11 170ZM67 171V170H66ZM65 171V172H66ZM86 170L85 169H83V167L82 168H78L77 170H75L73 173H72V171H69V169H68V173H70L71 174V176H75V177H71V176H69V178H72V179H77V178H79L80 179V177H84V175L87 173V172H85ZM94 171V172H93ZM260 171V170H259ZM262 171V170H261ZM28 172H30L29 174H28ZM62 172V171H61ZM67 172H66V174H67ZM99 172V173H98ZM256 172V171H255ZM254 172V173H255ZM23 173V172H22ZM76 173V174H75ZM79 173V174H78ZM253 173V172H252ZM251 172L249 173V174H252ZM2 174V175H1ZM38 174V173H37ZM63 174H65V173H63ZM246 174H248V173H246ZM256 175H258V171H257V173H255ZM260 174H261V172H260ZM259 174V175H260ZM263 174V173H262ZM5 175V174H4ZM21 175V174H20ZM19 175V176H20ZM25 175V174H24ZM39 175V174H38ZM38 175H37V178H39L38 177ZM41 175V174H40ZM69 175V174H68ZM83 175V176H82ZM87 175H89V172H88V174ZM25 176V179L28 177H26ZM45 176V175H44ZM44 176H42V179L44 178ZM249 176V175H248ZM252 176H253V174H252ZM251 175H250V178L252 177ZM21 177H22V175H21ZM21 177H19L18 179H16L15 181L17 182V181H21L20 180V178ZM86 177H88V176H86ZM91 178H92V176H90ZM94 177V176H93ZM24 178V177H23ZM23 178H21V179H23ZM45 178H48L47 177V175H46V177ZM245 178H247L246 176H245ZM25 179H24V181H25ZM132 179V180H131ZM130 180H129V182H130V184H135L136 182H137V179H138V177L137 176H135V178H131ZM140 179V178H139ZM138 179V180H139ZM45 180H47V179H45ZM45 180H42V181H45ZM134 180H136V181H134ZM249 180V179H248ZM8 181V180H7ZM191 181V180H190ZM40 182V181H39ZM37 183V185L39 184H41V182L40 183ZM46 182V181H45ZM188 182V181H187ZM194 182V181H193ZM43 183V182H42ZM189 183V182H188ZM14 184H16V183H14ZM20 184V183H19ZM37 185H34V186H36V188H37ZM38 185V186H39ZM90 185V184H89ZM88 185V186H89ZM218 185V184H217ZM223 185H225V184H223ZM16 186H18V185H16ZM33 186V187H34ZM42 186V185H41ZM86 186V185H85ZM88 186H86V187H84V190H86L87 191V193L89 194V195H95V193L96 194H99V193H101V192H104V191H106V190H108V188L109 187H107V186H101V187H98L97 186V188L95 189V187H94V185H92L93 187V189L92 188H90V189H88L87 187ZM91 186V185H90ZM111 186V185H110ZM218 186H219V188H218ZM217 186V191H218V193L221 195V194H223L225 191H224V189H225V187H220L221 186V184H219ZM43 187V186H42ZM13 188V187H12ZM14 188H16V187H14ZM18 188V187H17ZM66 188V187H65ZM67 188H69V187H67ZM99 188V189H98ZM102 188V189H101ZM113 188V187H112ZM11 189V188H10ZM61 189V188H60ZM59 189V190H60ZM83 189V188H82ZM19 190V189H18ZM18 190H16V191H18ZM34 190H35V188H34ZM37 190V189H36ZM61 190H63V189H61ZM60 190V191H61ZM89 190V191H88ZM97 190H99V191H97ZM110 190V189H109ZM12 191H15V190H13L12 189ZM31 191V190H30ZM32 191H33V189H32ZM38 191H39V189H38ZM38 191H37V193H38ZM85 191V192H86ZM11 192V191H10ZM25 192H27V190H25L24 191V193ZM64 192H66V190L64 191ZM63 192V193H64ZM258 200L257 201H255L254 203H252V204H250V205H252V207L254 208L255 206V208L257 209H259V211H261L260 209H263L262 207H264V188H258ZM16 193V192H15ZM28 193V192H27ZM39 193H44V192H39ZM38 193V194H39ZM46 193H49V192H46ZM52 193V192H51ZM57 193H58V191H57ZM91 193V194H90ZM30 195H28V194H26V199L25 200H27V206L29 205L28 203L29 202H31L30 201V199H32L33 197H32V195L34 194H31V193H29ZM36 194V193H35ZM56 195V193H53V198H54V196ZM59 195L60 194H62V193H58ZM28 195V196H27ZM44 195V194H43ZM43 195H42V197H43ZM263 195V196H262ZM38 196H40V194L38 195ZM45 196V195H44ZM46 196H48V194H46ZM61 196V195H60ZM261 196V197H260ZM36 197H37V195H36ZM33 199H35V198H33ZM40 199V198H39ZM48 199H51V197H50V195H49V197H48ZM47 198H46V200H48ZM24 200V201H25ZM36 200V199H35ZM34 200V201H35ZM37 200H38V198H37ZM33 201V200H32ZM39 201H42V200H38V203H39ZM36 202V201H35ZM43 202V201H42ZM21 203V202H20ZM22 203H24L25 204V202H22ZM21 203V204H22ZM34 203V202H33ZM17 204H19V203H17ZM17 204L15 205H13V209H16L17 207V212H20V210L22 211V212H20V213H17V212H15L14 211V213L12 212V211H10V207H8L9 208V212H7L8 211V209L6 210L5 208V210L4 209H1V212L4 210V212H3V215L4 216H7V217H13V216H15V213H17L16 215H20V216H18L19 218L18 219H20V218H23V216H24V219H28L29 217H33L34 219L36 218V216H34V214L32 215V213H33V208L36 206V205H38V204H30L29 206H28V208L24 205V206H22L21 204L20 205H18L17 206ZM60 204V203H59ZM61 205H62V203H61ZM249 205V206H250ZM259 205V206H258ZM59 206L60 205H58V208H59ZM65 205H64V203H63V207H64ZM262 206V207H261ZM12 207V206H11ZM32 207V208H31ZM61 208H63L62 206H60ZM70 207V206H69ZM246 208V207H245ZM249 208H251V206L249 207ZM249 208L247 209V210H249ZM254 208V209H255ZM26 209H30L32 212H30V210H29V213H30V215L31 216H28V212H26ZM66 210H67V208H65ZM65 209H63V210H65ZM78 209H80V207L78 208ZM78 209H76V211L78 210ZM19 210V211H18ZM59 210V209H58ZM57 210V211H58ZM62 210V211H63ZM69 210L70 209H68V212H69ZM81 210H83V209H81ZM130 210L131 209H129L128 211V213H130ZM251 210H252V208H251ZM264 210V209H263ZM28 211V210H27ZM46 211V210H45ZM0 212V213H1ZM11 212L13 213V215H11ZM41 212H43V214H46L45 216L43 215V214H41V216H44V217H47V212L45 213L44 211H43V209L41 210ZM63 212H65V214H66V211H63ZM71 212V211H70ZM79 213H80V215L82 214V216L83 217H85L86 216V212H82V211H78ZM132 212V214L134 213L135 214V212L132 210L131 211ZM22 213V214H21ZM77 213V212H76ZM78 213V214H79ZM2 214V213H1ZM6 214V215H5ZM84 214V215H83ZM90 213H87V215L88 216H86V218L88 219V217L89 216H91V215H89ZM132 214H130V216H132ZM133 214V216H135ZM178 214H179V212L178 211H176V210H168V211H165V212H163L162 214H160V216H159V219H160V221L159 222H161L162 223V221H166V220H170L171 218H175V217H178ZM3 215H2V217H3ZM9 215H11V216H9ZM23 215V216H22ZM72 215V214H71ZM64 216V215H63ZM66 216V215H65ZM64 216V217H65ZM68 216H70V214H68ZM132 216V218H135V217H133ZM11 217V218H12ZM17 217V216H16ZM15 217V218H16ZM25 217H27V218H25ZM42 218L41 220L43 221V223H44V221L45 220H43V219H45V218ZM164 217V218H163ZM1 218V217H0ZM4 218H6V217H4ZM14 218V217H13ZM63 218V217H62ZM64 219V218H63ZM87 219H85V220H87ZM8 220H10L9 218H8ZM13 220V222H14V224H12L11 222H10V224H8V226L10 227H8L7 225H6V227H8L7 229L5 228V227H2V228H4V229H6L7 231H9L10 229L12 230L13 229V231L15 232V234H18L15 238H14V240L13 241H18V242H16V243H14V244H12L13 243V241H12V243H8V246H2V247H0V255L1 256H3L4 257V259L5 260H11V258H12V256H14V253L17 251V255H18V253L19 252H22V253H20V254H22L20 257H21V259H25V257L24 258H22L23 256H27V257H35V258H37V256H39L38 258H41V257H43V258H41L42 259V261L41 262H38V263H36V264H82L83 263V261H85V263H83V264H95V260H97L98 261V259L100 258H98L97 257V255H95L94 254V252L93 253H88V252H86V248H84L85 249V251H83L84 253H82L81 252V249H80V251L78 250V247H75V248H77V250L80 252V253H82V255L80 256V254H79V252L78 251H76V250H74L73 248V250L71 251L70 249H68V247H66L65 249L67 250H65L64 249V246H62V244H61V246L63 247H61V249H64V251L63 250H59V252H57V251H55V253L56 254H52V253H54V251L53 250H55V249H53L52 250V248H54V247H52L50 244H47V245H44V246H41L40 248L38 247V246H36L35 244V242H34V239L32 238V237H30V236H28V235H24V234H22L21 235V233H17V231H19V227H18V225H17V227L18 228H16V230H14V228L16 227V223H15V220L16 219H12ZM12 220H10V221H12ZM33 221V222H32ZM34 221H35V224H36V219L35 220H32V218L30 219V220H28V222H30V223H33L34 224ZM39 220H37V222H38ZM39 223V224H38ZM37 224L39 225V226H44V224H42L41 223V221H39ZM40 223L42 224V225H40ZM60 223V222H59ZM58 223V224H59ZM70 223V222H69ZM15 225V226H14ZM51 225V224H50ZM53 225V224H52ZM69 225V226H68ZM68 225H66L67 226V233H73V234H81L82 232H81V230L82 231H84L82 234L84 235H88V234H95V235H97V234H99L100 233V230H98V229H92L91 227H89L88 225H79V224H75V223H73V224H68ZM74 227V228H72V226ZM80 228H78L77 226ZM12 226V227H11ZM36 227H37V225H35ZM71 226V227H70ZM81 226V227H80ZM105 226V225H104ZM109 226V225H108ZM55 231L54 232H56L57 231V233H58V231H59V225H57V224H54L53 226H51ZM82 227H84V228H82ZM89 229H88V228ZM107 227V224H106V226L105 227H103V229L104 230H102L103 231V233H107L108 232V227ZM39 228V227H38ZM78 228V229H77ZM87 228V229H86ZM110 228V227H109ZM18 229V230H17ZM3 230V229H2ZM5 230V231H6ZM35 230H36V228H35ZM40 230H43V227H42V229L40 228ZM72 230V231H71ZM74 230V231H73ZM77 230H79V231H77ZM110 230V229H109ZM4 231V230H3ZM6 231V232H7ZM88 231V232H87ZM107 231V232H106ZM9 232H11V231H9ZM35 232H42V231H38V230H36ZM79 232V233H78ZM81 232V233H80ZM109 233V232H108ZM10 234H12V232L10 233ZM15 234H14V236H15ZM94 236V235H93ZM26 238V239H25ZM127 238H129V237H127ZM23 239H24V241H23ZM22 240V241H21ZM131 241H132V239H130ZM130 240H128L129 242H131ZM145 240L146 239H141L140 238V243L142 242V244H140L141 246H145L146 245V243H145ZM148 240V239H147ZM127 241V242H128ZM135 241V240H134ZM134 241H132V242H134ZM139 241V240H138ZM23 242H24V244H23ZM144 242V243H143ZM147 242V241H146ZM246 242V241H245ZM242 243V244H241ZM240 244L241 245H238V244H235V245H231V244H226L225 242L224 243H220V245H218L217 247L218 248H220L221 246H222V248H220V249H223V250H228V247H229V250H235V251H233V252H236V251H242V249L244 248V241L242 240V242H241ZM63 244H65V242L63 243ZM15 245V246H14ZM29 245H32L31 247L29 246ZM14 246V247H13ZM24 246V247H23ZM84 245L82 244V247H83ZM107 246V245H106ZM106 246H102L101 248H102V250L104 249V248H108V247H106ZM216 246V245H215ZM243 246V247H242ZM263 245H261L260 246V249L262 248V249H264V246L262 247ZM4 247H6V248H4ZM8 247L10 248L9 250H11L12 249V251H13V255L11 256L10 255V257L8 256V253H9V251H8ZM26 247H29V249L28 248H26ZM34 247V248H33ZM81 247V246H80ZM81 247V248H82ZM85 247V246H84ZM239 247V248H238ZM240 247H242V248H240ZM32 248V249H31ZM231 248V249H230ZM23 249L24 250H26L27 249V251H23ZM42 249V250H41ZM56 249H58V248H56ZM112 249V248H111ZM207 249H210L209 247H207ZM207 249L206 250H198V251H196L197 252V254H203V256H205V254L207 253ZM7 250V251H6ZM71 252H70V251ZM96 250H98V249H96ZM106 250V249H105ZM104 250V254L103 255H107V256H109V255H113L112 257L114 258H112L113 259V262H111V260H109V262L108 263H105L104 261V263L105 264H121V263H118V262H121V261H124V258L129 254V252L128 251H125V250H123V249H121L120 247H118V248H116V251H115V254L113 253V250H115V248L114 249H112V253H111V251H109L110 250V248L108 249V251L106 252ZM73 251H75V252H73ZM209 251V250H208ZM262 251V250H261ZM8 252V253H7ZM23 252H24V254H23ZM86 252V253H85ZM238 252V253H239ZM10 253H11V251H10ZM9 253V254H10ZM34 253V254H33ZM72 253V254H71ZM100 253V252H99ZM124 253V254H123ZM15 254V255H16ZM31 254H32V256H31ZM37 254V255H36ZM97 254H98V252H97ZM101 254V253H100ZM16 255V257H17V259H19L20 257H18ZM99 255V254H98ZM116 255V256H115ZM243 255H245V253H242V256ZM246 255H248V254H246ZM49 256V257H48ZM95 256V257H94ZM100 256V255H99ZM118 256V257H117ZM249 256V255H248ZM3 257H1V258H3ZM123 259H122V258ZM92 258V259H91ZM93 258H95V260L93 259ZM96 258H98V259H96ZM121 258V259H120ZM67 259V260H66ZM87 259H89V260H87ZM53 260V261H52ZM91 260H93V261H91ZM100 260V259H99ZM65 261V262H64ZM71 261V262H70ZM115 261V262H114ZM117 261V262H116ZM58 262H60V263H58ZM99 262V263H98ZM96 264H103L102 263V259L100 260V261H98ZM124 264H126V263H124Z\"/></svg>",
	"mask_w": 264,
	"mask_h": 264
}]
</instances>
